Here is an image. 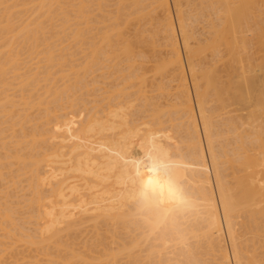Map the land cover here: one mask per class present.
Segmentation results:
<instances>
[{"label": "bare ground", "instance_id": "1", "mask_svg": "<svg viewBox=\"0 0 264 264\" xmlns=\"http://www.w3.org/2000/svg\"><path fill=\"white\" fill-rule=\"evenodd\" d=\"M5 1L8 2V0H5ZM14 1H12V0L9 1V2H11L9 4H12V2H14ZM43 1H45V2L47 1V3L48 2L52 3L55 0H53V1L52 0L51 1L50 0L49 1L43 0ZM58 1H60V3H58ZM61 1L62 0L56 1L58 4H60L59 6H61ZM66 1H68V0H66ZM70 1L72 3V0H70ZM83 1L81 0L80 2H83ZM87 1L88 0H85L84 3L85 4L91 3L90 5H92L93 0L91 2H89V1L87 2ZM126 1H128V0H126ZM132 1H135V2H133L134 3L133 5L137 6V8L139 7V10L135 14V15H137V13H138V15H137L138 17L134 18L135 16H131V15H134L133 14V13H135L134 10L135 11L137 10V8L134 7L133 5L131 6L134 8L133 11H131L130 9L129 10H122L120 8L121 12L122 11L128 12L127 13L128 15L125 14L126 17H125V15L124 16L121 15L125 19V20L122 19V22L126 21L124 23H126V24L130 23L128 21V19H130L131 17H132V19H130V20H132V21H136L137 18H138V20L140 19L141 21L147 20L148 22L144 21L147 23V25L144 22L143 23L146 26L151 24L152 26L151 25L150 26L153 27L152 32H151V30H149L151 33L147 32V30H146L147 27L142 28V29L146 30V31L144 30L143 33L146 32L147 36L150 35V38L147 37V39L145 38L143 40L146 33L144 35H141V33L139 34L138 30H137L138 32L135 33L136 38L131 34V36H133L135 39L133 37L131 39V37L125 33L126 34L125 36L126 37L129 36V38L131 40L126 39V40H129L128 42L124 41L126 43H124L122 41L121 44L123 46L120 47V45H121L120 40H122L126 37H123L124 33H122V31L124 29L122 30L121 27H119V26H121V24H124V23L121 22L120 25L117 24L114 27V25L117 23L116 19L119 17L118 16L119 14H117L119 12V10L117 12V9H119V5L117 2L116 4L118 6L115 5V6H117V9H116L117 13L115 12L117 15H114L112 13L113 16H115V17L112 18V16H111V18L113 20H115L112 23V24H114L113 25L114 29L112 30L113 27H111L112 26L111 25L110 28L112 31L109 30L110 34L107 33V30H108L107 28H106V30H103L106 33L103 32L105 35H103V33H101V35L104 37H103V40H101V41L99 40V41H100V43L104 44L105 47H108V48L112 47V50H110L111 48L109 49L110 51H109V53H107L109 55L107 56L106 59H108L109 56H110L109 58H111V56H112V58L114 57L115 61L117 62V60L121 59L124 56V58L126 60L128 59V61L130 63L129 67L126 69H128V70L130 69L129 71L131 72V70L136 65V62L134 59L136 57L140 58V56L141 57L144 56V53H141L143 51L139 50L140 54L139 53L137 54V52H135L138 55V56L136 55V57H135L133 55L134 49L136 48L135 49V51H136L138 46L143 47V45H142L143 42H144V44L148 42L150 45L151 44H152V46L154 45V48H155V46L157 45L156 44V40H157L156 36H158L160 33L162 35V39L164 41L163 42V44L165 46L164 49H166L165 51L168 53V56L166 58L164 57L165 58L164 61H162V59H157V60H159V62H160V60L163 62V63H161V65L157 66V70L159 72L164 71L165 78L164 79H162L161 77L160 78L163 81L162 84L167 79L165 82H166V84L169 83L168 84L169 86L168 85L164 86L165 83L163 85H160L161 82L158 83L159 86L158 85L157 86L158 87L164 86L163 88H161V91L165 93L166 91H163V90L166 89L167 92L165 94L173 93V98L171 100H175V101L166 102V100H165L166 105H163L164 108L166 107V109H167V105H168V107L171 106L172 108H168L166 110V109L161 107L162 106V104H160L161 102H159V104L157 102L158 106L161 105L160 108H158L159 109L158 110L156 108L157 105L155 104L156 101L154 102V104L152 103L153 100H155V98L153 99V97H155V96H153L151 98L152 100L147 101L148 98L150 99V97H151V95H150V97L144 99V102L145 103L148 102L151 104V106L154 107V108H152V110L150 109V111H149L150 113H151V111H153V109H155V108L156 109H155V111L152 112V114H149V115L146 114L147 117H151L150 119L146 118V120L148 119L146 122L144 121L145 119L143 120L141 118V115H143L144 116L143 118H145V114H142L144 112L141 110V107L143 106L145 108V106L147 107L148 104L145 105V103H144V105H142V104L138 103V106H139V108H138V107H136L137 101H140V99H142V96L144 98V96H146L144 94H147L148 91H144L147 88L146 83H144L146 88H143L144 94H141L142 90L138 89V88H142L144 86L143 84H141L138 87V84H140V80H141V82L142 81L144 82L147 79L145 74H142V75L139 74L141 72V68H143V69L145 68L143 66L145 63L140 64V60H139V65L138 66L136 65V69L134 68L135 71L131 72L133 75L135 73L136 78L133 77V75H132L133 78L129 76V78H132V79L135 78L133 80L134 84L132 82V79H131V81H129V79L128 80L126 79L129 75V73H127L126 78L121 76V78L125 79L123 81H126V83L130 82V84H131V82H132V84H131L132 86L129 84V86H130L129 88L131 91H132L131 88L133 87V85L135 86V81L137 80L136 84H137L138 88L135 86L137 89L136 90L137 92L133 90L134 97H136V95L137 96L142 95V96L139 100L137 99L139 97H136V99H133L134 100L133 105L136 104L134 107L129 108L132 105L131 99L134 98L132 96L133 92H132V94L130 92H128V95L131 94L128 96V95H126L127 94L126 90H125L126 91L125 92L122 89V91L124 93L120 91L122 85L120 86V84H118L120 86V88H117V89L114 88V86H112L114 89H116V93H117V90L120 89V90H118L120 93H117L114 96H113L114 93L113 94L111 93L112 98L111 97L110 98L112 101L106 100L107 98L106 97H105L106 99L103 98L104 96L102 95V97H100V101H101V98H103L102 102H98L99 100H97V102H98L97 104L99 105V107H100V104L105 103V101L106 102L109 101L108 103H111L114 101V99L116 97L120 98L119 96L121 95V93H123V95L128 96L129 100L131 101V102L129 101L130 104L128 102V106H129L128 109H127V107L124 106L125 105L124 102H122L123 98H121L119 101H117V99H116L115 100L116 103L108 104L109 105L108 107H107V103H105V106L104 105L101 106L99 108V110H98V106H96L97 110L94 109L93 113L92 112H88V113L84 112V110L87 109L84 106L85 109H81V110H83L84 117H81L79 119V121L77 122L78 124H80L79 123L80 120L83 119L82 123L80 125L81 129L79 128V130L74 133V131H76V130H73L74 128L73 129L70 128L71 130L70 129L66 130L68 128V127H66L67 125H65V126L62 125V128L64 126L65 130L62 129V133H60L61 131L60 132L57 131L59 134L55 132L54 135L55 134H58V135L63 134V132H65V131H67V132L73 131V132H70L71 135H69V137H67L69 132H68V134H67V132L64 133L65 137L64 138L62 137L63 142H61L59 140L60 142L59 143L57 142L55 148L51 146L52 149L54 148V150L50 151L49 154L46 155L45 154L46 152L44 150L43 153L44 152L45 153L43 154V156L39 155V157L37 159H33L32 161L29 160V158H28V160L31 162H28V164L26 166L31 167L29 172L32 171L30 173V174H32V176H31L32 178L34 175H37L38 178L41 177L42 175L39 176V174H37V172L40 169L43 170V167H45L46 163H47L46 167L49 166L46 168V172L48 174V176H46V178L47 179L49 178V179L48 180L45 179V180L47 182H49V181L52 182V183L49 182L51 185H49V188L42 189L44 192L47 191L45 193H42L43 191L41 189H40V191H42V192H40L38 190L36 192V189L38 187L41 186V188H42V186H43V188H44V187H48V185L46 182H45L46 183L45 186L42 185V183H40L42 180V177H41V180L36 178L39 182L38 184H36L37 180H35V178H34L36 183H33V184H36V186L38 185V187H36L34 185L35 189H33V190H35L34 192H36V195H38V194L39 195H38V197H36V199H34V197H31V198L29 197L31 199V200H29V204L33 203L32 204L33 208L31 207L32 209H36V208H37V210L39 209V211L33 210L36 212V214H37V212L39 213V215L38 214L37 215L39 216L38 220H40L41 223L38 220H37V222H39L41 225L44 224V222H45L44 226L43 225L41 226L39 223L36 222V224L39 225V228H41V230H42V228H44L43 232L44 231L46 232L49 227H51V228H49V230L47 231L46 234H44L43 232H40V230L37 229L38 227L34 228V229H36V231L39 230V232L41 234H43L42 237H41L40 233H38V235L36 236L39 239L42 238L40 240L37 239L36 237H33V235H31L32 232H30L31 234L23 233V230H25L26 228L23 229L21 232L23 234H25V236L31 235L33 237V239L36 238V242H35V240L32 241V243L35 242V243H33V246L36 243H38V246H40L41 244H39V243L44 242V243H42V246H43V244L48 245V243H51V247H52V244L54 243L58 246V247L57 246H54V247H57L58 249L64 248L65 250L63 252H65L66 249L68 250L65 252V254L60 251L63 254L62 257H61L62 254H59V250L56 251V252H58L57 254H59L58 255L59 260L56 259V256L51 258L50 260H51V262H53V264L54 263L55 264H69L70 262L72 264H75V263H73V260H75V259L79 260L80 262H81V260L83 262L84 261L88 262V261H90L91 258H92L91 260L94 259L93 260L94 263L98 260V261H100V263H101V261H103V264H264V19L262 18V16H264V15H262V14H264L263 13L264 12L263 11L264 10V0H151L150 4L146 5L144 7H142L144 5L143 2L141 3L142 0H132ZM149 1L150 0H148V2ZM2 2H3V4H0V8L3 7L1 5H4V1H2ZM40 2H42V0ZM40 2L38 1V3H40ZM45 2L43 4H46ZM63 2H62V4H63ZM80 2L78 3V5L80 4ZM97 2H98V0H97ZM119 2L121 3L122 0H120ZM128 2H130V1H128ZM148 2H147V4H148ZM33 3H35V2H33ZM49 3H48L49 6L47 4L46 5L48 7H52V5ZM84 3H82L81 6H79V9L82 6H84L83 5ZM144 3H145V1H144ZM9 4H8V6H9ZM15 4H17V3H15ZM140 4L141 5L143 4V5L140 6ZM6 5H7V3H6ZM6 5H4V6H6ZM70 5L74 6L73 3ZM101 5H103V3L102 4L100 3V6ZM123 5H125V3L122 4V6ZM34 6H33V9H34ZM39 6L42 7V3ZM66 6H67V4H66ZM120 6H121V4H120ZM12 7H15V6H12ZM40 7L37 9L38 10L37 12L44 11L45 9H47L46 6H43V7H45V9L43 8L44 10L41 9ZM56 7H58V6H56ZM89 7L87 6V8H89ZM124 7L125 6H123V8ZM131 7H129V8H131ZM147 7H148V9H147ZM172 7L176 11L175 14H176L177 22L174 19V16L172 13L173 12ZM87 8L85 9V11L91 10V9L88 10ZM90 8H92V7H90ZM96 8H98V7H96ZM103 8H106V7H103ZM62 9H64V8H62ZM74 9H78V8H74ZM79 9H78V11L81 10L80 16L82 14H83L82 16H84L85 12L84 11L82 12V9H80V10ZM140 9H141V11H140ZM51 10H49L47 12L49 14H51L50 13ZM55 10H56V8H55ZM69 10H70V6H69ZM101 10H103V9H101ZM61 11H63V10H60V12ZM97 11L99 12L100 9ZM129 11H130V13H129ZM47 12H46V14H47ZM57 12L58 11H55L54 13L56 14ZM131 12H133V13H131ZM4 13L5 12L2 13L3 17L5 15ZM19 13H20V11H19ZM69 13H70V11H69ZM73 13H75V12H72V14ZM0 14H1V12H0ZM11 14H12V12H11ZM78 14H79V12H78ZM78 14L76 12V15H78ZM66 15H68V14H66ZM70 15H68V16H70ZM88 15H89V13H88ZM15 16L18 18V15H15ZM22 16H23V14L21 16L19 15V17H22ZM48 16H50V15H48ZM54 16H56V15H54ZM57 16H59V15H57ZM61 16H63V14ZM61 16H59V17H61ZM127 16H128V18H127ZM8 17H10V14H8ZM44 17H43V19H44ZM59 17H57V18H59ZM64 17H62V18L64 19ZM76 17H79V15ZM85 17L86 16H84V18ZM92 17H94L93 14H92ZM92 17L90 15V17H88V19L92 18ZM95 17L98 18V16H95ZM1 18L2 17H0V19ZM7 18H6V20H7ZM13 18L14 17H12V19ZM23 18L24 17H22V21L24 23L25 21L23 20ZM68 18H70V17H67V18L65 17L64 20H67ZM142 18H144V19H142ZM31 19L29 18V21ZM40 19H42V18H40ZM52 19L53 18L51 15L50 20H52ZM63 19H61V20H63ZM80 19L83 20V18H81V17H80ZM88 19L86 18V24L85 25H87ZM11 20L8 18V20L6 22H10ZM55 20H52V21H55ZM71 20L72 19H70V21H66V22L71 23ZM107 20H108V18H107ZM111 20H109V21H111ZM140 20H139V22H140ZM75 21H76V19H75ZM13 22H11V23H13ZM105 22H107V21H105ZM111 22H108V23H111ZM200 22L202 23V27L205 26V27H203V33H200V34H202V36L203 35L206 36L205 39L203 37H200V36H199L200 37L199 38L198 34H197V29H196L195 25H196V23H200ZM11 23H9V24H11ZM49 23H51V22H49ZM78 23L80 24L79 20H78ZM7 24H5L6 27L9 25V24L8 25ZM20 24H21V21H20ZM32 24H33V22H32ZM41 24H40V26L45 25V24H42V25ZM53 24H55V23H53ZM64 24H65V21H64ZM75 24H73V25L75 26ZM96 24H97V22H96ZM126 24L123 25L122 28H124L126 26ZM141 24H142V22H141ZM25 25L24 26L23 25L22 26L17 25V26L25 27V28L27 27V25L31 26L30 24H25ZM36 25L39 27L38 23ZM55 25H53V26H55ZM69 25H71V24H69ZM88 25H91V24L89 23ZM98 25H100V24H98ZM136 25H138V24H136ZM197 25H199V24H197ZM2 26H3V28L5 27L4 24ZM13 26L14 25H12V27ZM32 26H34V28H35V25H32ZM37 26H36V28H37ZM60 26H61V24H60ZM77 26L79 27L80 25H77ZM94 26H93V29H94ZM8 27L10 29V26H8ZM8 27H7V29H8ZM81 27H83V26L81 25ZM31 28L33 29V27H31ZM31 28L29 27V32H30L29 34H32ZM46 28H47V26H46ZM89 28H88V30H89ZM138 28L140 29V27H138ZM4 29H2L1 31H3ZM21 29L22 28H20V30ZM26 29L28 30V28H26ZM39 29H40V27H39ZM42 29H45V26H43ZM65 29H66V27H65ZM68 29H70V27L69 28L67 27V30ZM72 29H74V28H72ZM72 29H71V31H72ZM149 29H151V28H149ZM82 30H84V29H82ZM131 30H133V28ZM1 31H0V33H1ZM33 31H35V34L39 35V33H36L38 31V29L37 30L35 29ZM44 31L47 32V29H45ZM44 31H43V34H44ZM63 31H64V29H63ZM75 31L77 33V30H75ZM94 31H95V29H94ZM114 31H115V33H113ZM133 31H135V30H133ZM4 32H5V30L3 31V33ZM18 32H19V30H18ZM22 32H19L18 34L21 35ZM25 32L27 33V31H25ZM38 32H41V29ZM72 32H74V31H72ZM79 32H80V34H78V35L82 36L84 31L83 32L79 31ZM141 32H142V30H141ZM59 33H60V31H59ZM84 33L86 34V31ZM87 33H88V31H87ZM92 33L94 34V32H92ZM148 33H149V35H148ZM22 34H24V33H22ZM62 34H64V33L61 32V36H62ZM93 34H92V36H93ZM178 34L180 35L181 40H180V38H178ZM15 35H16V33H15ZM26 35L27 34H25L23 36L26 37ZM99 35H100V33H99ZM2 36H4V35H2ZM9 36H11V35H9ZM9 36L7 35V37H9ZM33 36H34V33H33ZM33 36H31V37H33ZM68 36H70V35H68ZM85 36H87V35H85ZM141 36H143V38H141ZM7 37L5 36L4 39ZM22 37H20V39H22ZM71 37H74V38L76 37V39L78 38L77 35L71 36ZM83 37H84V34H83ZM138 37H139V40H138ZM14 38H13V42H12V40H10L12 43H15ZM33 38H32V40H34ZM52 38L53 37H51V39ZM45 39L46 38H44V39L42 38L43 41ZM101 39H102V37H101ZM67 40H68V38H67ZM5 41H7V39ZM10 41L8 42L9 44H7V47L9 45L12 46ZM34 41H35V44L37 45L38 42L36 43V41H37L36 38ZM53 41H55V40H53ZM63 41L66 42V40H62V42ZM77 41H78V39H77ZM51 42H52V40H51ZM74 42H76V41H74ZM74 42H72V43H74ZM87 42H86V44H88ZM89 42H90V37H89ZM141 42H142V44H141ZM160 42H162V41H160ZM18 43H19V41H18ZM66 43H69V42L67 41ZM77 43H75L76 45L75 44H72V45L73 46L78 45L77 47H79L80 42H79V44H77ZM100 43L97 44L99 46H96L94 44V42L92 43V45H90L91 43H89V45L92 46V47H89L90 50H93L91 48H94L93 51L95 52V55H96V56L94 55L93 51H91V53L88 54V55L93 54L92 55L93 60H96L97 56L102 55L103 54L102 52L106 50V49H103L104 46L101 47L102 45H100ZM31 44H33V43H31ZM45 44H46V42H45ZM57 44L55 42V45H57ZM106 44H107V46H106ZM59 45L55 48L53 47L54 50L56 48H59ZM251 45L256 46L255 49H257V50L253 51L254 49L253 50L251 49L253 51V52H251L250 48H249ZM11 46H9V47H11ZM53 46H54V43H53ZM69 46H66L67 49ZM254 46H252V47L254 48ZM7 47H5V48L1 47V49L5 50ZM24 47H26V46H24ZM32 47H35L33 49H36V46H32ZM84 47H85V45H84ZM113 47H114V49H113ZM144 47H146V46H144ZM181 47H183L185 55L182 54L183 49ZM60 48H62V47H60ZM60 48L56 52L61 51ZM23 49H25V48H23ZM64 49H66V48H63V50ZM80 49H81V47H80ZM49 50L46 49L47 52ZM90 50H88V52ZM160 50H161V48H160ZM21 51L22 50H20V52ZM33 51H35V50H33ZM46 51H45V54H46ZM65 51H63V52H65ZM67 51H69V50H67ZM77 51H79V50L77 49ZM100 51H102L101 54L99 53ZM106 51L104 52V54H106ZM150 51H152V50H150ZM165 51H163V52H165ZM13 52H15V50ZM27 52H28V50H27ZM27 52H26V54H28ZM37 52L38 51H36V53ZM84 52H85V50H84ZM146 52H148V51H146ZM1 53H0V55H1ZM69 53L70 52H68V55H69ZM75 53L77 54V52H75ZM7 54H8V52H7ZM152 54H154V53H152ZM31 55H32V53H31ZM47 55L49 56V60H48L49 62L46 59H44L43 61L46 60L48 63H50V60H51L53 53L52 54L49 53ZM78 55H79V53H78ZM82 55H85V54L83 53ZM16 56L17 55H15V59H13V60H17ZM69 56H68V58H71V57L73 58V55L71 57H69ZM74 56H75V54H74ZM102 56L106 57V55H102ZM32 57H33V55H32ZM34 57H35V54H34ZM37 57H39V56H37ZM59 57H57V58H59ZM77 57L78 56H76V58ZM209 57H211V58L207 61V59ZM46 58H48V57H46ZM112 58L110 59L111 61H112ZM114 58H113V60H114ZM41 59H43V58H41ZM53 59H55V58H53ZM65 59H66V55H65ZM84 59H86V58H84ZM88 59L85 61L88 62V61L92 60V58L89 60ZM140 59H142L143 62L145 61L143 59V57ZM145 59H146V56H145ZM62 60H64V59H62ZM79 60H81V59H79ZM79 60H78V62H79ZM97 60L99 61V59H97ZM105 60H104V62H105ZM26 61H28V60H26ZM128 61L126 63H128ZM146 61H147V59H146ZM11 62L13 63L14 61H11ZM16 62L19 63L18 61H16ZM51 62L55 63L53 60H51ZM58 62H59V60H58ZM62 62H64V61H62ZM75 62L76 61H74L73 63H75ZM93 62H95L94 64H97V68H98L99 67L98 63L96 61H93ZM93 62L92 63L88 62V63H90L92 66ZM1 63H3V62H1ZM1 63H0V66H3ZM84 63H82V64H84ZM24 64H27V63H24ZM86 64L87 63L84 64V67H83V65L81 66V67L85 68V71L87 70L86 67L88 65H90V64H87V65ZM117 64H119V62ZM10 65H11V63H10ZM15 65H17V64H15ZM28 65H29V63H28ZM38 65L39 64H37V66ZM52 65L50 67H52ZM72 65L71 66L74 67V64H72ZM85 65H86V67H85ZM101 65H100V67H101ZM108 65L113 66V63L108 64ZM108 65L105 64L106 67ZM114 65H116V63H114ZM4 66H5V64H4ZM14 66H12V67H14ZM55 66L58 67L57 64ZM69 66H70V64H69ZM151 66H154V65H151ZM117 67H119V65ZM19 68H21V67H19ZM38 68L40 69V66L37 67V69ZM42 68H44V67H42ZM54 68L57 69L56 67H54ZM87 68L89 69V67H87ZM112 68H111V70L110 69H108V70H110V72H111ZM122 68L123 67L121 66V70H122ZM153 68H155V67H152L151 71H154V70H152ZM15 69H16V67H15ZM92 69H90V70H92ZM117 69H115L113 71H116ZM126 69H123V70H126ZM137 69H139L140 72ZM148 69L150 71V67H148ZM13 70H14V68H13ZM13 70H12V72H13ZM25 70H27V69H25ZM82 70L80 69V72ZM98 70L99 69H97V71ZM136 70L138 71L137 73H136ZM62 71H60V72L63 73ZM101 71H103V70H101ZM143 71H144V73H146L145 69L142 70V72ZM158 71L156 72V70H155V73L158 74ZM187 71H188V74L191 78L190 80L192 81L193 92L191 91L192 89H190V85H189L190 83L188 80ZM3 72H4V70H3ZM3 72H2V74H3ZM17 72H19V71H17ZM60 72H59V74L61 75ZM69 72H71V71H69ZM13 73H15V72H13ZM20 73H21V71H20ZM32 73L30 72L29 74H32ZM51 73H52V71H51ZM106 73H108V72H106ZM112 73H114V72H112ZM122 73L121 74L124 75V72H122ZM9 74L11 75V70H10ZM115 74L117 76L120 73H118V74L115 73ZM164 74H162L163 77H164ZM73 75L74 74H72V76H70V77H73ZM84 75H86L85 72H84ZM101 75H103V74H101ZM108 75H106V76H108ZM114 75L112 74V76H114ZM17 76H18V74H17ZM33 76L31 75V77H33ZM37 76H39V75H37ZM47 76H48V74H47ZM47 76H46V78H47ZM53 76H54V74H53ZM67 76H69V75H67ZM88 76H89V72H88ZM116 76H114V77L118 78V80H116V83H117V81H119V79H121V78H119L120 75L118 77H116ZM144 76L146 77V79ZM149 76H150V74H149ZM0 77L2 79V75ZM54 77L57 78L58 76L56 75ZM61 77L63 79V76H61ZM86 77H87V75H86ZM137 77H138V79H137ZM93 78H95V77H93ZM101 78H102V76H101ZM105 78H104V82L107 81V80H105ZM19 79H22V78H19ZM65 79H67V78H65ZM65 79H64V81H66ZM10 80H8V81H10ZM26 80L28 81V79H26ZM26 80H25V82H26ZM43 80H45V78ZM48 80L50 81V79H48ZM52 80L54 82V80H56V79L52 78ZM79 80H81L80 77H79ZM86 80H87V78H86ZM35 81L37 83L38 82L40 83L39 79H38V81L37 80H35ZM90 81H92V80H90ZM33 82H34V80H33ZM53 82H51V84ZM57 82H59V81L57 80ZM75 82H76V79H75ZM79 82L80 81H78V85H80ZM88 82H89V80H88ZM146 82H149V81H146ZM22 83H24V82H22ZM60 83H61V81H60ZM69 83H70V81H69ZM92 83H91V85H92ZM95 83H97L96 80H95ZM95 83L93 84V86L95 85ZM20 84H17V85L20 86ZM48 84L51 85L49 82H48ZM66 84H68V83H66ZM9 85H11V84H9ZM24 85H25V83H24ZM37 85H39V84H37ZM64 85H65V82H64ZM81 85H83V82L81 83ZM113 85H114V83H113ZM33 86H34V84H33ZM61 86H62V88H61ZM61 86H59V87L64 92L65 89H63L64 88L63 85H61ZM109 86L111 87V85H109ZM125 86L126 85H124L123 87H125ZM65 87H66V85H65ZM68 87L69 86H67L66 92H68ZM77 87L78 86H76V91H77ZM81 87H79V89ZM85 87H88V83H87V85H84V88L83 87L82 88L85 90ZM116 87H118V86H116ZM127 87L128 86H126V88ZM135 87H133V88L135 89ZM158 87H157V90L159 89V93H160V88H158ZM28 88H30V87H28ZM31 88H33V87H31ZM36 88H37V86H36ZM98 88H97L98 91L102 89V88L100 89V87H98ZM126 88H124V89H126ZM129 88H127L128 91H129ZM152 88H153V86H152ZM1 89H3L2 84H1ZM54 89H56V88H54ZM54 89L53 90L51 89V91H54ZM87 89L89 90V88H87ZM154 89H156V88H154ZM172 89H174V92L171 91ZM32 90H34V89H32ZM105 90H107V88ZM168 90L171 92H169ZM85 91H87V90H85ZM102 91L103 90H101V92ZM113 91H115V90H113ZM150 91H153V90H150ZM154 91H156V90H154ZM59 92H60V90H59ZM59 92L57 91V94ZM63 92H62V94H63ZM79 92H80V90H79ZM108 92H109V90H108ZM111 92H112V90H111ZM20 93H21V91H20ZM49 93L50 92L48 91L47 95H49ZM53 93H51V95ZM94 93H95V91H94ZM135 93H137V94L135 95ZM159 93H158V96H159ZM192 93H194V95H195L196 102H195V100L193 101L194 97L192 96L193 95ZM10 94H12V93H10ZM23 94L21 93V95H23ZM42 94L44 95V93H42ZM69 94H70V92H69ZM150 94H153V93H150ZM168 94H167V96H168ZM21 95H19V96H21ZM55 95H56V93L52 96H55ZM70 95H72V94H70ZM70 95H68L67 97L70 98L69 97ZM153 95H155V92ZM170 95H172V94H170ZM2 96H4V95H2ZM7 96H8V94H7ZM23 96H25V95H23ZM52 96H51V98L53 99ZM74 96H75V94H74ZM130 96H132V97H130ZM147 96H148V94H147ZM156 96H157V92H156ZM8 97H11V96H8ZM159 97L161 98V94ZM162 97H164V96H162ZM169 97H171V96H169ZM23 98H25V97H23ZM40 98H42V97H40ZM125 98H127V97H125ZM128 98L124 99V100L127 101ZM96 99H98V98H96ZM29 100H30V98H29ZM53 100L51 101V103L53 102ZM55 100L63 102V100H60L59 98H56ZM80 100H79V102H83L82 99H80ZM3 101H5V100H3ZM94 101H96V100H94ZM120 101L124 105H119V104L117 105V103H121ZM141 101L143 102V99ZM2 102L0 104H2ZM5 102H7V101H5ZM71 102H69V104ZM88 102H90V100L87 101V103ZM54 103H55V101L52 104L54 105ZM66 103H67V105H69L68 102H66ZM75 103H78V101ZM75 103L72 102V104H75ZM56 104H57L56 107H58L59 106L58 102ZM60 104H62V103L60 102ZM84 104H81V105L83 106ZM31 105H32V107L34 106L33 104H31ZM62 105H65V104H62ZM62 105H60V107ZM81 105H79V106H81ZM2 106H4V105H2ZM21 106H23V105H21ZM24 106H26V105L24 104ZM79 106H77V108ZM92 106H93V104H92ZM118 106H121L120 111H119V109H116ZM122 106H124V107H122ZM12 107H14V105ZM27 107H28V105H27ZM56 107L54 106V108H56ZM65 107H67V106H65ZM65 107L63 106V108H62V109H64L63 112L68 111V108L65 109ZM86 107H88V106H86ZM71 108L72 107L69 108V111ZM77 108H76V110H77ZM79 109H80V107H79ZM90 109L92 110L93 107ZM90 109L88 111H91ZM123 109L127 110V111H125L123 113V111H121ZM148 109H149V107H148ZM163 109H164V111L162 112ZM6 111L7 110H5V112ZM39 111H41V110H39ZM78 111H80V110H78ZM11 112H13V111H11ZM50 112L52 113L51 110H50ZM139 112H142V113H139ZM0 113L4 114V112H2V110ZM6 113H9V112H6ZM74 113L76 114L75 110H74ZM58 114H60V109H59ZM78 114L80 115V112ZM139 114H141V115H139ZM51 115H53V114H51ZM62 115H63V113H62ZM65 115H67V116L71 115L72 116L73 114L68 115L65 112ZM81 115H82V113H81ZM4 116L2 115V117H4ZM25 116L27 118L26 114L22 117H25ZM38 116L40 117V115H38ZM54 116H55V114H54ZM58 116L59 115L55 116V118ZM71 116H70V118H71ZM17 117H19V116H17ZM28 118H33V117L30 116ZM43 118H41L42 120L40 119V121H43ZM63 118L64 117H62V119ZM67 118L65 117V120ZM74 118H76L75 115H74ZM5 119H7V117ZM19 120H21V119H19ZM19 120L17 119V121H19ZM12 121H13V119H12ZM12 121H10V122H12ZM23 121L24 120H22L21 122L19 121V123H21V125H22ZM28 121H29V119H28ZM49 121H50V119H49ZM56 121H57V119H56ZM25 122H23V123H25ZM66 122L64 124H68V125L72 124V123H68V122L66 123ZM5 123H6V120H4V124ZM31 123L32 122H30V124ZM73 123H74V121H73ZM4 124H1V126L2 125L4 126ZM8 124H11V123H8ZM52 124H54V122ZM14 125H15V123L13 124L12 129H13ZM21 125L19 124V126H21ZM43 125L46 128L44 123H43ZM47 125H48V123H47ZM55 125L56 124H54V126ZM59 125L61 127L60 123H59ZM9 126L5 127L4 131L6 130V128H9ZM26 126L27 125L25 124V127ZM49 126H51V125H48V128H49ZM25 127H24V129H25ZM41 127H43V126H41ZM41 127H40V130H42ZM72 127H74V125ZM55 128H56V126L54 127V129ZM75 128H76V126H75ZM7 130H9V129H7ZM34 130H36V128L33 129L32 131H34ZM88 130H90V131L88 132ZM9 131H11V130H9ZM20 131H19V133L23 132L21 129H20ZM81 131H83V132L85 131V132L82 134ZM49 132H51L53 134V131H49ZM79 132L83 135V138H82L83 140L81 139L82 136L80 135ZM14 133L10 134V135H14ZM31 133H33V132H31ZM45 133H47V131H45ZM51 133H47L46 135H50ZM65 134H67V135H65ZM10 135L8 136V138L10 137ZM41 135H42L41 138H43V134H41ZM46 135H44V136L46 137ZM84 135H86L85 139H84ZM21 136H19V137H21ZM33 136H34V134H33ZM37 137L39 138V134ZM4 138H5V136H4ZM14 138H15V136H14ZM16 138H17V136H16ZM22 138L23 137H21V139ZM29 138L32 139V137L30 135H29ZM29 138L27 137V139H29ZM33 138L35 140V136ZM59 138H60V136H59ZM87 139H88V141L85 142L84 140H87ZM23 140H21V142H25V141L27 142V140H25V141H23ZM39 140H42V139H39ZM56 140H58V139H56ZM8 141L9 140H7L6 142H8ZM32 142H34V141H32ZM40 142H42V141H40ZM46 143H47V141H46ZM61 143L62 144L64 143L65 145H61ZM21 144L22 143H20V146H22ZM58 144H60V145H58ZM16 145H19V141ZM26 145H30V144H26ZM31 145H32V143H31ZM24 146L25 145L23 144V147ZM13 147H14V145L12 144V148ZM27 147L24 149H27ZM40 147H41V144H40ZM9 148H11V147H9ZM31 148H32V146H31ZM31 148H30V150H31ZM6 149H8V148H6ZM38 149H41V148H39V145H38L37 150ZM43 149H45V148H43ZM52 149L50 148L49 150H52ZM16 151H18V150L16 149ZM27 151H29V149ZM27 151H26V154H27ZM31 152L33 153V151H31ZM39 152H41V151H39ZM19 153L21 154V152H19ZM9 154H11V152H9ZM20 154H19V156H17V154H16V157L20 158L17 160L18 163L20 160H22L21 158H24L23 156H25V154H24L21 157ZM7 156H8V153H7ZM31 156H33V154ZM4 157H6V156L4 155ZM11 157L9 158L10 160H12ZM16 157L14 160H16ZM27 157H28V154H27ZM12 158H14V157H12ZM32 158L33 157H31V159ZM34 158H36V156ZM10 160H8V161H10ZM26 161L27 160L25 158L24 163H27ZM3 162H6L5 159ZM21 164H22V162H21ZM21 164H18V166L19 165L21 166ZM40 164H41V167H40ZM38 167H39V169H38ZM27 168H25L24 172H26ZM47 169H48V171H47ZM161 169H165V170H161ZM11 170H14V169H11ZM42 170H40L39 172H41ZM50 170H53L57 173L54 172V174H52L53 172L50 173ZM34 171L36 174L33 173ZM44 171H45V169H44ZM3 172H4V170H3ZM16 173H18V170H16ZM22 173H23V171H22ZM75 173H79L80 174V175H78L79 177L82 175L83 177H81V178L82 179L84 178L83 179L84 182L81 183L82 180H79L80 181V183H79V182H77V180H74V178H77L76 177L77 174H75ZM56 174H57V176H56ZM5 175L7 176V174H5ZM19 175H22V174H19ZM51 175H53L54 181H52ZM44 176H43V178H44ZM49 176H51V178ZM2 177L5 178V176L1 175V177H0L1 180H3ZM14 179H17V178H14ZM4 180L7 182L6 179H4ZM11 180H13V179H11ZM18 180H20V183L22 184L21 178L17 179V182H19ZM13 181H15V180H13ZM28 181H32V180L29 179ZM149 181H150V183H149ZM2 183L5 184V182H2ZM14 183H16V182H14ZM43 183H44V181H43ZM21 184H19V185H21ZM33 184H31V185H33ZM172 185H177L179 187V189L182 193V202L181 203H178L177 200L175 199V197L173 195V191H172ZM6 186H8V184H6ZM27 187H28V185H27ZM2 189H3V187H2ZM8 190H10V189H8ZM16 190H19V189H16ZM28 190H30V189L28 188ZM31 190H32V188H31ZM2 191L5 192L6 190L5 191L2 190ZM8 193H9V191H8ZM23 193H24V191H23ZM34 195H35V193H34ZM9 196H8V198H9ZM21 196L22 195H20V197ZM6 198H7V196H6ZM14 198H15V196H14ZM32 198H33V200H32ZM0 199L4 200V198H2V197ZM6 201L8 202L7 199H6ZM14 201H15V199H14ZM34 201H36V203H38V204H35L37 206L34 205V203H35ZM11 202H12V200H11ZM21 202L22 201H20V203ZM12 203L14 204V202H12ZM25 203H28V202H25ZM18 204H17V208H18ZM21 204H23V203H21ZM29 204L27 205L28 207H29ZM8 205H10V203ZM38 205H39V208H38ZM34 206L36 208H34ZM9 207L6 208V210H10ZM14 207H16V206H14ZM19 207L22 209V206H19ZM28 207L26 209L27 212L29 209H31L30 207L28 209ZM11 209H14V208H11ZM0 211H1L0 213H3L4 210L2 211V209H1ZM7 212L5 214L7 216V217H5L6 220H8V218L10 219L8 214L11 213L12 211L9 212L8 214H7ZM13 213H14V210H13ZM18 213H17V215H15V217L16 216L18 217ZM20 215L21 214L19 213V217H21ZM27 215H30V213ZM37 215H34V216L37 217ZM2 216H4V213ZM1 218H4V217H1ZM32 218H33V216H32ZM33 219H35V218H33ZM43 219H45L46 221H43ZM49 219L51 221H49ZM1 220L4 223V220L3 219H1ZM30 220L32 221L31 218H30ZM14 221H16V220H14ZM31 221H30V223H31ZM1 224L2 223H0V225ZM8 224H9V222H8ZM13 224H15V223H13ZM16 224L18 225V222H16ZM33 224H35V223H33ZM34 226H36V225H34ZM4 227H5V225H4ZM17 227H19V230H21L20 229L21 226L18 225ZM17 227L15 229H17ZM45 227H47V228L45 229ZM34 229H32V230H34ZM84 232L86 234L84 236L85 237L84 240H82L83 241L82 242V246H83L82 248L83 249L81 248V251L80 250L78 251V250H76V248H73V243H74V247H75V242H77V241H73V240H76L77 238L80 239V237H79L80 234L82 235L81 237H83ZM10 233H12V231ZM22 233H21V235H22ZM21 235H20V237H21ZM3 236H4V234H3ZM22 236H24V235H22ZM25 236L22 238H25ZM31 236H30V238H32ZM34 236H35V233H34ZM76 236H78V237H76ZM68 238H69L71 243L73 241L72 244L69 242ZM31 240H30V242H31ZM27 241H29V240H27V239L25 240L26 244H28ZM45 242H48V243L46 244ZM79 242H80V240H79ZM78 243H76V245ZM36 245H35V248H36ZM30 246H32V244ZM80 246H81V244H80ZM54 247H52V248H54ZM45 248L42 247L41 253H42V251H44L43 249H45ZM49 248H50V246H49ZM52 248H50L49 250H47V248H46L47 251L45 250L46 251L45 253L48 252L47 254L49 255V257H46V258L52 257V255L50 256L51 253L49 252V251H51ZM52 250H54V249H52ZM55 250H57V249L55 248ZM61 250H63V249H61ZM56 252H54V254ZM42 254H44V253H42ZM48 255H44V256H48ZM60 257H61V260H60ZM53 260H57L58 262L56 263V261H53ZM76 260H75V262L80 264V262L76 261ZM47 262H46V264L49 263V262L48 263ZM89 264H93V263H89ZM96 264H99V263H96Z\"/></svg>", "mask_w": 264, "mask_h": 264}, {"label": "rangeland", "instance_id": "2", "mask_svg": "<svg viewBox=\"0 0 264 264\" xmlns=\"http://www.w3.org/2000/svg\"><path fill=\"white\" fill-rule=\"evenodd\" d=\"M2 1H4V5H6V3H7V5L6 6H4V5H1V6H3V7H1L0 9V12H1V14H0V17H2L1 19H0V29L2 28V29H4L6 26H5V24H9V23H11V22H13L14 20V22L13 23H11L12 25H14L13 27H12V25L11 24H7L8 26H10V29H9V27H8V29H7V27L4 29L5 30V32L3 33V31H1V33H0V49H1V47H3V48H5V47H7V44H9L8 42L10 41V40H12V42H13V38H14V42L15 43H12L11 41V44H12V46L11 45H9V46H11V47H7L5 50L4 49H1L0 50V53H1V55H0V61L1 62H3V63H1L3 66H0V76L2 75V79H1V77H0V103L3 101V100H5V101H7V102H5V101H3L2 102V104H0V112H1V110H2V112H4V114L3 113H0L1 115H0V118L2 117V115L4 116V117H2L1 119H0V133L2 132H4L1 136H0V153L2 154H0V158L2 159H0V177H1V175H3V176H5V178L4 177H2L3 178V180L4 179H6L7 180V182L4 180H1L0 179V194L2 195H0V198L2 197V198H4V200H2V199H0V210L2 209V211H3V213H4V216H2L3 215V213H0V218L1 217H4V218H1V219H3L4 220V223H3V221L0 219V223H2L1 225H0V264H46V262L48 263V264H53V262H51V258H53V257H55L56 256V259L57 260H59L58 258H59V254H62V253H64L65 254V252L66 251H68L67 249H66V251L65 252H63L65 249L64 248H57L58 246L56 245V244H54L53 242V244H52V247H54V246H57V247H54V248H52L51 247V243H48V242H45L46 244L48 243V245L50 246V248H52V249H54V250H52L51 249V251H49L51 254H50V256L52 255V257H50V258H46V257H49V255L47 254V253H45L47 250H49L50 248H49V246L48 245H45V244H43V246H42V243H44V242H41V243H39V244H41L40 246H38V243H36V244H34V246H33V243H35L36 242V236L38 235V233H40V232H43V230H44V228H42V230H41V228H39V225L38 224H36V222H37V220L39 219L38 217V215H39V213L37 212V214H36V212L35 211H33V210H36V211H39V209L37 210V208L35 207V206H37V205H35V204H38V203H36V201H34L35 203H34V208H36V209H32L33 207V203L32 204H29V200H31L30 198L31 197H34V199H36V197H38V195H36V192H37V190L38 191H40V189L42 190V189H45V188H49V185H51L50 183H52V182H47L45 179H47L46 178V176H48V174H47V172H46V168L47 167H49V166H47L46 167V164H45V167H43V170L42 169H40V170H42L41 172H39L38 170V172H37V174H39V176H41L42 177V180H41V177H37V175H34L33 176V178L31 177L32 176V174H30L31 172H29L30 171V166L28 167V166H26L27 164H28V162H31L33 159H37L38 157H39V155H41V156H43V154L45 153L46 155L47 154H49L50 153V151H53L54 150V148H55V146H56V144H57V142L59 143L60 141L61 142H63V138L65 137L64 136V133H66L67 131H65V132H63V134H60V135H58L59 133L58 132H60V133H62V129H64L65 130V125H67L66 127H68L66 130H69L70 128L71 129H73V130H76V131H74V133L75 132H77L78 130H79V128H80V125H81V123H82V120L83 119H81L80 120V124H78L77 122L79 121V119L81 118V117H84V113H83V110H81V109H85V108H87V109H85L84 110V112H86V113H88V112H92L93 113V110L94 109H96L97 107L96 106H98V110H99V108L101 107V106H105V103H107V107L109 106L108 104H113V103H116V99H117V101H119L121 98H123V100L124 99H127L128 98V96L129 95H131L132 94V92H133V90L134 91H136L137 89H136V87H137V80L135 81V86L133 85V87H135V89L132 87L131 89H132V91L130 90V86H129V84H130V82L129 83H126V81H123V80H125V79H123V78H121V76H123L124 78H126V76H127V73H129V75H128V77L126 78L127 80L129 79V81H131V79L133 78V77H135L136 78V76H135V73H134V75L131 73V72H133V71H135V69H136V65L138 66L139 65V60H140V64H143V63H145L143 66L145 67L144 69L146 70V73H144V71L142 72V70H144L143 68H141V72H140V70L139 69H137V70H139V74H145L146 75V77H147V79H146V77H145V81L142 83L141 82V80H140V84H138V87H139V85H141V84H143L141 87L142 88H138V89H141L142 90V93L141 94H144L143 92L144 91H148L147 92V94H148V96H147V94H144V95H146V96H144V98H143V96L142 95H140V96H137L136 94L137 93H135V95H136V97H139V98H137L138 100L141 98V96H142V99H143V102L141 101L142 99H140V101H137V106L136 107H138L139 108V106H138V103H140V104H142V105H144V99H146V98H148V97H150V95H151V97H150V99L148 98V100L147 101H150V100H152L151 98L153 97V96H155V97H153V99L155 98V100H153V104H154V102L156 101V105H157V102H158V104H159V102H161L160 104H162V108H164V106L163 105H166V102H172V101H175V100H171L172 98H173V93H170V94H172V95H170V94H168V96H167V94H165L166 92H167V90L165 89V90H163V91H166L165 93L164 92H162L161 91V88H163L165 85L167 86L169 83H167L166 84V80L164 81V86L163 87H158L159 86V84L158 83H160V85H163L162 84V79H164L165 78V74H164V71H158L157 70V66L158 65H161V63H163L162 61H164L165 60V58L168 56V53L165 51L166 49H164V44H163V39H162V35L159 33V35L158 36H156V38H157V40H156V46H155V48H154V45L152 46V44L150 45L147 41V43H145L144 44V42H143V44H142V42H141V44L143 45V47L144 46H146V47H141V46H138V48H137V50L135 51V49H134V56L136 57V55L139 53L140 54V51H143V52H141V53H144V56H142L143 57V59L145 60L144 62H143V60L142 59H140V58H142L141 56H140V58L139 57H134L135 59V62H136V65L134 66V68L131 70V72L128 70V69H126V68H128L129 67V61H128V59L126 60L125 58H124V56L121 58V59H119V60H117V62L115 61V58H114V60H113V58H112V56H111V58H112V61L110 60L111 58H109L108 57V59H106L107 58V56L109 55V54H107V53H109V51L110 50H112V47H105L104 46V44H102V43H100V41L101 40H103V37L104 36H102L101 35V33H103L104 31L103 30H106V28L108 29L107 30V33H109V30L110 31H112L113 29H114V27L117 25V24H121V22H122V19L123 20H125L122 16H124L125 14L126 15H128L127 13V11H122L121 12V9L122 10H131V11H133L134 10V8L133 7H131L134 3L133 2H135V1H132V0H128V1H130V2H128V1H126V0H122V2L120 3L118 0H98V2H97V0H88L89 2H91L92 1V5H90V4H85L84 3V1L83 2H80L79 0H72V3L74 4V6L73 5H70V4H72L71 3V1L70 0H68V1H66V0H62L61 1V6H59L60 4H58V3H60V1H58V3L56 2L57 0H55L54 2H48L49 4H51L52 5V7H48L49 5H48V3H47V1L45 2V1H43L42 0V2H40L41 0H12V1H14V2H12V4H9V3H11V2H9V1H11V0H8V2H6L5 0H1L0 1V4H3V2ZM19 3H18V2ZM22 1V2H21ZM24 1V2H23ZM26 1V2H25ZM31 1V2H30ZM38 1L40 2V3H38ZM49 1V0H48ZM51 1V0H50ZM53 1V0H52ZM64 1V2H63ZM80 2V4L78 5V3ZM87 1V2H88ZM106 1V2H105ZM125 1V2H124ZM144 1H145V3H144ZM142 0L141 1V3L143 2V6L140 4V6H142V7H144V6H146V5H149L150 4V2H151V0L148 2V0ZM2 2V3H1ZM33 2H37L36 4L35 3H33ZM46 3V4H43V3ZM62 2H63V4H62ZM77 2V3H76ZM102 4L103 3V5H101L100 6V3ZM110 2V3H109ZM118 2V5H119V9H117V3ZM128 2V3H127ZM147 2H148V4H147ZM15 3H17V4H15ZM21 3V4H20ZM24 3V4H23ZM30 3V4H29ZM41 3H42V7H40L39 5H41ZM70 3V4H69ZM82 3H84L83 5L87 8V6L89 7H92V8H87L88 10L89 9H91V10H89V11H85V7L84 6H82L80 9H82V12L84 11L85 12V14H84V16H86L85 18H84V16H80V14H81V10L79 9V6H81L82 5ZM107 3V4H106ZM121 4V6H120V4ZM125 3V5H123V6H125L124 8H123V6H122V4H124ZM172 3V2H171ZM8 4H9V6H8ZM27 4V5H26ZM35 6H34V5ZM66 4H67V6H66ZM94 4V5H93ZM96 4V5H95ZM99 4V5H98ZM194 4V3H193ZM24 7H23V6ZM31 5V6H30ZM55 5V6H54ZM65 5V6H64ZM115 5H117V6H115ZM12 6H15V7H12ZM33 6H34V9H33ZM43 6H46L47 7V9H45V7H43ZM56 6H58V7H56ZM69 6H70V10H69ZM76 6V7H75ZM98 7V8H96V7ZM108 6V7H107ZM131 7V8H129V7ZM134 7H136L137 8V6H135V5H133ZM22 7V8H21ZM32 7V8H31ZM37 7V8H36ZM41 8V9H43L44 11H39V12H37L38 10V8ZM54 7V8H53ZM85 9H84V8ZM103 7H106V8H103ZM52 10H51V9ZM55 8H56V10H55ZM62 8H64V9H62ZM72 8V9H71ZM74 8H78L80 11H78V9H74ZM121 8V9H120ZM133 8V9H132ZM135 8V9H136ZM6 9V10H5ZM12 9V10H11ZM32 9V10H31ZM51 10V14H49L47 11H49V10ZM58 9V10H57ZM99 10L100 9V11L98 12L97 10ZM101 9H103V10H101ZM116 9H117V12H118V10H119V12L117 13L116 12ZM147 9H148V7H147ZM146 9V10H147ZM5 10V11H4ZM15 10V11H14ZM17 10V11H16ZM40 10V9H39ZM60 10H63V11H61L60 12ZM111 10V11H110ZM139 10V7L137 8V10L135 11L134 10V12L135 13H133V12H131V13H133L134 15H131V16H135L134 18H136V17H138L137 15H138V13H137V15H135L136 14V12ZM7 11V12H6ZM12 12V14H11V12ZM19 11H20V13H19ZM55 11H58L56 14L54 13ZM69 11H70V13H69ZM93 11V12H92ZM103 11V12H102ZM140 11H141V9H140ZM145 11V10H144ZM172 13H173V16H174V19H175V21L177 22V19H176V11L174 10V8L172 7ZM264 11V10H263ZM3 12H5L4 14V17H3V15H2V13ZM15 12V13H14ZM46 12H47V14H46ZM60 12V13H59ZM68 12V13H67ZM72 12H75V13H73L72 14ZM76 12H77V14H78V12H79V17H76V16H78V15H76ZM87 12V13H86ZM107 14H106V13ZM117 14H119L118 16L120 17L121 15V17L119 18H115L116 19V21H117V23L114 25V24H112L115 20H113L112 18H114L115 16H113V14L114 15H117ZM125 12V13H124ZM19 13V14H18ZM63 14V16H61L62 14ZM68 14V15H70V16H68V15H66V14ZM88 13H89V15H88ZM93 14V16L94 17H92V14ZM102 13V14H101ZM113 13V14H112ZM129 13H130V11H129ZM264 13V12H263ZM8 14H10V17H8ZM18 15V18L15 16V15ZM23 14V16L22 17H24L23 18V20L25 21L24 23H23V21H22V17H19V15L21 16ZM47 16H45V15ZM56 15V16H54V15ZM61 14V15H60ZM100 14V15H99ZM112 14V15H111ZM12 15V16H11ZM48 15H50V16H48ZM51 15H52V20H55V21H52V20H50L51 19ZM57 15H59V16H61V17H59V16H57ZM66 15V16H65ZM90 15H91V17L93 18H89L88 19V17H90ZM126 15H125V17H126ZM262 15H264V14H262ZM261 15V16H262ZM29 16V17H28ZM45 16V17H44ZM54 16V17H53ZM67 18V17H70V18H68L67 20H64L65 19V17ZM95 16H98V18H96ZM111 16H112V18H111ZM11 20L12 19V17H14L10 22H6L7 20H8V18ZM43 17H44V19H43ZM57 17H59V18H57ZM62 17H64V19L62 18ZM80 17L81 18H83V20L82 19H80ZM130 17V16H129ZM6 18H7V20H6ZM20 18V19H19ZM29 18L31 19L30 21H29ZM38 18V19H37ZM40 18H42V19H40ZM76 19V21H75V19ZM86 18L88 19V21H87V25H85L86 24ZM103 18V19H102ZM107 18H108V20H107ZM127 18H128V16H127ZM262 18L264 19V16H262ZM61 19H63V20H61ZM70 19H72L71 20V23L70 22H66V21H70ZM101 19V20H100ZM113 21H112V20ZM121 21H120V20ZM130 19H132V17L130 18ZM130 19H128V21L130 22V23H128V24H126V23H124V22H126V21H124V22H122V23H124V24H121V26H119V27H121V29L124 31H122V33H124V36L123 37H126L125 35L127 34V35H129L130 37H131V39H132V37L134 36L135 38H136V36H135V33L136 32H138L139 31V34L141 33V35H144L145 33H143V31L145 30V29H142V28H145V27H147L146 28V30H147V32H150L149 30H151V32H152V28L153 27H151L152 25L151 24H149L148 26H146L147 25V23L146 22H144V21H147V20H143V21H141L140 19V22H139V20H138V18L136 19V21H132V20H130ZM142 19H144V18H142ZM147 19V18H146ZM37 20V21H36ZM43 20V21H42ZM78 20H79V22H80V24L78 23ZM91 20V21H90ZM94 20V21H93ZM109 20H111V21H109ZM119 20V21H118ZM134 20V19H133ZM20 21H21V24H20ZM36 23H35V22ZM46 21V22H45ZM64 21H65V24H64ZM74 23H73V22ZM103 21V22H102ZM105 21H107V22H105ZM138 21V22H137ZM6 22V23H5ZM18 22V23H17ZM32 22H33V24H32ZM42 24H45V25H42ZM49 22H51V23H49ZM82 22V23H81ZM92 25H88L89 23ZM95 22V23H94ZM96 22H97V24H96ZM106 24H105V23ZM108 22H111V23H108ZM141 22H142V24H141ZM146 24H144V23ZM148 22V21H147ZM202 22V21H201ZM200 22V23H201ZM206 22V21H205ZM15 23V24H14ZM38 23V25H39V27H40V29H41V32H38V31H40V29H39V27L36 25ZM53 23H55V24H53ZM64 25H63V24ZM75 24V26L73 25V24ZM93 23V24H92ZM103 23V24H102ZM133 23V24H132ZM135 23V24H134ZM200 23H196V25H195V27H196V29H197V34H198V37L200 36V37H203L204 39H205V35H203L202 36V34H200V33H203V27H205V26H203L202 27V23L200 24ZM4 24V28H3V26L2 25ZM25 24H30L31 26H28L27 25V27L26 28H28V30L25 28V27H20V26H24ZM40 24L42 25V26H40ZM48 24V25H47ZM55 25V26H53V25ZM58 24V25H57ZM60 24H61V26H60ZM69 24H71V25H69ZM84 24V25H83ZM98 24H100V25H98ZM126 24V26L124 27V28H122V26L123 25H125ZM136 24H138V25H136ZM197 24H199V25H197ZM17 25H20V26H17ZM32 25H35V28H34V26H32ZM77 25H80L79 27L77 26ZM81 25L83 26V27H81ZM95 25V26H94ZM109 25V26H108ZM112 25V26H111ZM113 25H114V27H113ZM142 25V26H141ZM151 25V26H150ZM26 26V25H25ZM36 26H37V28H36ZM43 26H45V29H47V32H45L44 30L45 29H42L43 28ZM46 26H47V28H46ZM49 26V27H48ZM93 26H94V29H95V31H94V29H93ZM106 26V27H105ZM110 26L111 27H113L112 28V30H111V28H110ZM130 26V27H129ZM134 26V27H133ZM137 28H136V27ZM144 26V27H143ZM150 26V27H149ZM17 27V28H16ZM29 27L31 28V27H33V29H32V31H31V33L32 34H29L30 32H29ZM55 27V28H54ZM65 27H66V29H65ZM67 27L69 28L70 27V29H68L67 30ZM74 28V29H72V28ZM87 27V28H86ZM90 27V28H89ZM97 27V28H96ZM110 29H109V28ZM128 27V28H127ZM138 27H140V29L138 28ZM151 28V29H149V28ZM13 28V29H12ZM20 28H22L21 30H20ZM24 28V29H23ZM49 28V29H48ZM60 28V29H59ZM77 28V29H76ZM88 28H89V30H88ZM92 28V29H91ZM101 28V29H100ZM133 28V30H135V31H133V30H131ZM30 29V30H31ZM37 30L38 29V31L36 32V33H39V35L38 34H35V31H33V30ZM63 29H64V31H63ZM71 29H72V31H74V32H72L71 31ZM82 29H84V30H82ZM91 29V30H90ZM98 31H97V30ZM117 29V28H116ZM128 29V30H127ZM11 30V31H10ZM15 30V31H14ZM18 30H19V32H22V33H24V34H22L21 33V35L20 34H18L19 32H18ZM49 30V31H48ZM55 30V31H54ZM75 30H77V33H76V31ZM101 30V31H100ZM126 30V31H125ZM138 30V31H137ZM141 30H142V32H141ZM145 30V31H146ZM202 30V31H201ZM17 31V32H16ZM25 31H27V33L25 32ZM43 31H44V34H43ZM51 31V32H50ZM59 31H60V33H59ZM70 33H69V32ZM79 31H86V34L83 32V34H84V37L86 38H84L83 37V34H82V36H79L78 34H80V32ZM87 31H88V33H87ZM91 31V32H90ZM8 32V33H7ZM50 34H49V33ZM55 32V33H54ZM57 32V33H56ZM61 32L62 33H64V34H62V36H61ZM81 32V33H82ZM92 32H94V34L92 33ZM150 32V33H151ZM14 33V34H13ZM15 33H16V35H15ZM33 33H34V36H33ZM54 33V34H53ZM99 33H100V35H99ZM104 33H106V32H104ZM103 33V35H105ZM113 33H115V31L113 32ZM126 33V34H125ZM6 34V35H5ZM25 34H27L26 35V37H24L23 35H25ZM50 36H49V35ZM72 34V35H71ZM89 34V35H88ZM91 34V35H90ZM92 34H93V36H92ZM110 34V33H109ZM131 34L133 35V36H131ZM2 35H4V36H2ZM7 35L9 36V35H11V36H9V37H7ZM19 35V36H18ZM38 35V36H37ZM57 35V36H56ZM67 35V36H66ZM68 35H70V36H68ZM77 35V39H78V41H77V39H76V37L74 38V37H71V36H76ZM85 35H87V36H85ZM148 35H149V33H148ZM7 37V38H5L4 39V37ZM14 36V37H13ZM23 36V37H22ZM31 36H33V37H31ZM36 36V37H35ZM42 36V37H41ZM66 36V37H65ZM129 36H127L126 38H124V39H122V40H120L121 42H120V44L122 43V41L124 42V41H129V40H131L130 38H129ZM12 37V38H11ZM20 37H22V39H20ZM28 37V38H27ZM30 37V38H29ZM51 37H53L52 39H51ZM55 37V38H54ZM65 37V38H64ZM80 37V38H79ZM82 37V38H81ZM89 37H90V42H89ZM96 37V38H95ZM101 37H102V39H101ZM115 37V36H114ZM133 37V38H134ZM147 37L148 38H150V35L149 36H147V33L145 34V36H144V38H143V36H141V38H143V40L146 38L147 39ZM159 37V38H158ZM161 37V38H160ZM199 37V38H200ZM9 38V39H8ZM32 38L35 40V38H36V43L38 42V44L36 45L35 44V41L34 40H32ZM42 38L44 39V38H46L44 41L42 40ZM57 38V39H56ZM61 38V39H60ZM67 38H68V40H67ZM73 40H72V39ZM134 38V39H135ZM140 38V39H141ZM155 38V39H156ZM178 38H180V35L178 34ZM7 39V41H5ZM28 39V40H27ZM30 39V40H29ZM60 39V40H59ZM115 39V38H114ZM126 39H129V40H126ZM17 40V41H16ZM43 42H42V41ZM49 40V41H48ZM51 40H52V42H51ZM53 40H55V41H53ZM60 42H59V41ZM62 40H66V42L68 41L69 43H66L65 41H63L62 42ZM94 40V41H93ZM96 40V41H95ZM100 40V41H99ZM138 40H139V37H138ZM180 40H181V38H180ZM18 41H19V43H18ZM23 41V42H22ZM30 41V42H29ZM32 41V42H31ZM48 41V42H47ZM58 41V42H57ZM74 41H76V42H74ZM82 41V42H81ZM88 41V42H87ZM92 41V42H91ZM160 41H162V42H159ZM26 44H25V43ZM42 42V43H41ZM45 42H46V44H45ZM55 42H56V44L57 45H55ZM65 42V43H64ZM72 42H74V43H72ZM78 42V43H77ZM79 42H80V44H79ZM86 42L88 43V44H86ZM94 42V44L96 45V46H99V45H97L98 43H100V45H102L101 47H103L104 46V48L103 49H108L107 51H106V54H104V52L105 51H100L99 53L101 54V52L103 53L102 55H106V57H104V56H102V55H98L97 56V59H99V61L96 59V60H93V54H90V55H88L89 53H91V51H93L94 50V48H91V49H93V50H90V48L89 47H92V46H90V45H92V43ZM98 42V43H97ZM104 42V41H103ZM158 42V43H157ZM30 43V44H29ZM31 43H33V44H31ZM40 43V44H39ZM53 43H54V46H53ZM61 43V44H60ZM75 43H77V44H79V47H77V46H75L76 44ZM89 43H91L90 45H89ZM124 43H126V42H124ZM123 43V44H124ZM28 44V45H27ZM60 44V45H59ZM63 44V45H62ZM66 44V45H65ZM72 44H75L74 46L72 45ZM93 44V45H94ZM119 44V45H120ZM163 46H162V45ZM21 45V46H20ZM36 46V49H33V48H35V47H32V46ZM39 45V46H38ZM59 45V48L60 47H62V48H60V50L61 51H59V52H56L59 48H56L55 50H54V48L55 47H57ZM70 45V46H69ZM84 45H85V47H84ZM148 45V46H147ZM161 47H160V46ZM255 45V44H254ZM254 45H251L249 48H250V51L251 52H253V51H255V50H257V49H255L256 48V46H254ZM24 46H26V47H24ZM41 46V47H40ZM51 46V47H50ZM66 46H69L68 47V49H67V47ZM87 46V47H86ZM106 46H107V44H106ZM123 45L121 44L120 45V47H122ZM152 46V47H151ZM252 46H254V48L252 47ZM29 47V48H28ZM31 47V48H30ZM47 47V48H46ZM54 47V48H53ZM80 47H81V49H80ZM83 47V48H82ZM141 49H140V48ZM9 48V49H8ZM23 48H25V49H23ZM43 48V49H42ZM63 48H66L67 50H69V51H67L66 49H64L63 50ZM88 48V49H87ZM111 48V49H110ZM146 48V49H145ZM160 48H161V50H160ZM182 49H183V47H181ZM248 48V49H249ZM8 49V50H7ZM11 49V50H10ZM46 49L47 50H49L48 52L49 53H53V55H52V57H51V60H53L55 63H53V62H51V60H50V63H48L49 61V56L47 55V54H49L47 51H46ZM74 49V50H73ZM77 49L79 50V51H77ZM110 49V50H109ZM113 49H114V47H113ZM253 51H252V50ZM10 50V51H9ZM15 50V52H13V51ZM20 50H22L21 52H20ZM24 50V51H23ZM27 50H28V52H27ZM33 50H35V51H33ZM46 51V54H45V51ZM52 50V51H51ZM54 50V51H53ZM66 50V51H65ZM71 50V51H70ZM82 50V51H81ZM84 50H85V52H84ZM88 50H90L89 52H88ZM140 50V51H139ZM148 51V52H146V51ZM150 50H152V51H150ZM155 50V51H154ZM18 51V52H17ZM31 51V52H30ZM36 51H38L37 53H36ZM63 51H65V52H63ZM154 51V52H153ZM163 51H165V52H163ZM7 52H8V54H7ZM12 52V53H11ZM26 52L28 53V54H26ZM68 52H70L69 53V55H68ZM73 52V53H72ZM75 52H77V54L75 53ZM94 52V51H93ZM135 52H137V54L135 53ZM157 54H156V53ZM182 54L183 55H185V53H184V49L182 50ZM11 53V54H10ZM31 53H32V55H33V57H32V55H31ZM55 53V54H54ZM60 53V54H59ZM64 53V54H63ZM78 53H79V55H78ZM85 54V55H82V54ZM97 53V52H96ZM146 53V54H145ZM152 53H154V54H152ZM208 53V52H207ZM17 55L16 56V59L17 60H13V59H15V55ZM34 54H35V57H34ZM39 54V55H38ZM74 54H75V56H74ZM152 54V55H151ZM166 54V55H165ZM257 54V53H256ZM10 55V56H9ZM31 55V56H30ZM46 55V56H45ZM55 55V56H54ZM60 57H59V56ZM63 55V56H62ZM65 55H66V59H65ZM73 55V58L71 57ZM82 57H81V56ZM87 55V56H86ZM94 55H95V52H94ZM148 55V56H147ZM155 55V56H154ZM164 55V56H163ZM37 56H39V57H37ZM54 56V57H53ZM68 56L69 57H71V58H68ZM76 56H78L77 58H76ZM96 56V55H95ZM102 58H101V57ZM138 56V55H137ZM145 56H146V59H147V61H146V59H145ZM163 56V57H162ZM209 56V55H208ZM258 56V55H257ZM13 57V58H12ZM18 57V58H17ZM46 57H48V58H46ZM57 57H59V58H57ZM80 57V58H79ZM90 57V58H89ZM99 57V58H98ZM148 57V58H147ZM165 57V58H164ZM3 58V59H2ZM6 58V59H5ZM41 58H43V59H41ZM53 58H55V59H53ZM64 59V60H62V59ZM84 58H86V59H84ZM91 59L92 58V60L93 61H96L97 63H98V66L100 67V65H101V67L99 68H97V64H94L95 62H93L92 60L91 61H88V62H93V64H92V66H91V64L90 63H88L87 61H85V60H87V59ZM138 58V59H137ZM150 58V59H149ZM211 57H209L208 59H207V61L210 59ZM11 59V60H10ZM30 59V60H29ZM44 59H46L45 61H43ZM72 61H71V60ZM79 59H81V60H79ZM88 59V60H89ZM107 61H106V60ZM154 59V60H153ZM157 59H162V61L160 60V62H159V60H157ZM10 60V61H9ZM26 60H28V61H26ZM42 60V61H41ZM56 60V61H55ZM58 60H59V62H58ZM78 60H79V62H78ZM102 60V61H101ZM104 60H105V62H104ZM125 62H123V61ZM11 61H14L13 63L11 62ZM16 61H18L19 63H17ZM38 61V62H37ZM61 61V62H60ZM62 61H64V62H62ZM74 61H76L75 63H73ZM121 61V62H120ZM128 61V63H126ZM132 61V60H131ZM130 61V62H131ZM156 61V62H155ZM261 61V60H260ZM21 62V63H20ZM37 62V63H36ZM47 62V63H46ZM87 63V64H90V65H88L87 67H89V69L86 67V65H85V67H86V69L88 70H86L85 71V68H83L84 67V64L85 63ZM101 62V63H100ZM108 62V63H107ZM113 63V66L112 65H108V64H112ZM119 62V64H117ZM134 62V63H135ZM158 62V63H157ZM10 63H11V65H10ZM24 63H27V64H24ZM28 63H29V65H28ZM45 63V64H44ZM59 63V64H58ZM74 64V67H72L73 65L72 64ZM82 63H84V64H82ZM114 63H116V65H114ZM123 63V64H122ZM4 64H5V66H4ZM7 64V65H6ZM13 64V65H12ZM15 64H17V65H15ZM37 64H39L38 66H37ZM49 66H48V65ZM54 66H53V65ZM58 65V67L57 66H55V65ZM66 66H65V65ZM69 64H70V66H69ZM105 64L106 65H108L107 67L105 66ZM147 64V65H146ZM156 64V65H155ZM15 65V66H14ZM24 65V66H23ZM31 65V66H30ZM42 65V66H41ZM52 65V67H50ZM72 65V66H71ZM76 65V66H75ZM80 65V66H79ZM83 65V67H81ZM96 65V66H95ZM119 65V67H117ZM128 65V66H127ZM151 65H154V66H151ZM9 66V67H8ZM12 66H14V67H12ZM39 67L40 66V69L38 68L37 69V67ZM94 66V67H93ZM113 68H112V67ZM121 66L123 67L122 68V70H121ZM142 66V67H143ZM2 67V68H1ZM8 67V68H7ZM15 67H16V69H15ZM19 67H21V68H19ZM42 67H44V68H42ZM50 67V68H49ZM54 67H56L57 69H55ZM77 67V68H76ZM119 69H117V68ZM148 67H150V71H149V69H148ZM152 67H155V68H153L152 70H154V71H151V68ZM13 68H14V70H13ZM27 69V70H25V69ZM50 70H48V69ZM52 68V69H51ZM60 68V69H59ZM73 68V69H72ZM93 68V69H92ZM111 68H112V71L110 72V70H111ZM147 68V69H146ZM32 71H31V70ZM44 69V70H43ZM80 69L82 70L81 72H80ZM90 69H92V70H90ZM97 69H99L98 71H97ZM108 69H110V70H108ZM115 69H117L116 71H113V70H115ZM123 69H126V70H123ZM2 70V71H1ZM3 70H4V72H3ZM8 72H7V71ZM10 70H11V75L9 74L10 73ZM12 70H13V72H15V73H13L12 72ZM19 71V72H17V71ZM35 70V71H34ZM38 70V71H37ZM58 70V71H57ZM63 70V71H62ZM90 70V71H89ZM101 70H103V71H101ZM105 70V71H104ZM136 70V73L138 72ZM149 72H148V71ZM155 70H156V72L158 71V74L157 73H155ZM20 71H21V73H20ZM51 71H52V73H51ZM60 71H62L63 73H61ZM66 73H65V72ZM69 71H71V72H69ZM73 71V72H72ZM75 71V72H74ZM92 71V72H91ZM118 71V72H117ZM121 71V72H120ZM127 71V72H126ZM129 71V72H128ZM2 72H3V74H2ZM25 72V73H24ZM31 72H33L32 74H29V73ZM35 72V73H34ZM41 72V73H40ZM45 72V73H44ZM59 72L61 73V75L59 74ZM80 72V73H79ZM84 72H85V74L87 75V77H86V75H84ZM88 72H89V76H88ZM105 72V73H104ZM106 72H108V73H106ZM112 72H114V73H112ZM122 72H124V75H122L123 73ZM154 72V73H153ZM163 72V73H162ZM51 73V74H50ZM58 73V74H57ZM70 73V74H69ZM79 73V74H78ZM95 73V74H94ZM110 73V74H109ZM115 73H120L119 75H117L116 76V74ZM122 73V74H121ZM131 73V74H130ZM150 74V76H149V74ZM152 73V74H151ZM164 74V77L162 76V74ZM9 74V75H8ZM17 74H18V76H17ZM24 74V75H23ZM35 74V75H34ZM42 74V75H41ZM47 74H48V76H47ZM53 74H54V76H58L57 78L56 77H54L53 76ZM72 74H74L73 75V77H70V76H72ZM83 74V75H82ZM101 74H103V75H101ZM109 74V75H108ZM112 74L114 75V76H116V77H118L119 76V78H121V79H119V81H117V83H116V80H118V78H115L114 76H112ZM148 74V75H147ZM187 74H188V71H187ZM20 75V76H19ZM22 75V76H21ZM31 75L33 76V77H31ZM37 75H39V76H37ZM44 75V76H43ZM67 75H69V76H67ZM92 75V76H91ZM106 75H108V76H106ZM132 75H133V77H132ZM156 75V76H155ZM5 76V77H4ZM17 76V77H16ZM46 76H47V78H46ZM50 76V77H49ZM53 76V77H52ZM61 76H63V79H62V77ZM83 76V77H82ZM91 76V77H90ZM101 76H102V78H101ZM129 76L130 77H132V78H129ZM155 76V77H154ZM158 76V77H157ZM8 77V78H7ZM25 77V78H24ZM27 77V78H26ZM29 77V78H28ZM31 77V78H30ZM53 79H56V80H54V82H53V80H52V78ZM79 77H80V79L81 80H79ZM82 77V78H81ZM90 79H89V78ZM93 77H95V78H93ZM106 77V78H105ZM110 79H109V78ZM112 77V78H111ZM114 77V78H113ZM152 77V78H151ZM162 79H161V78ZM19 78H22V79H19ZM36 78V79H35ZM45 78V80H43V79ZM60 78V79H59ZM65 78H67L69 81H70V83H69V81L67 80V79H65ZM73 78V79H72ZM78 78V79H77ZM85 80H84V79ZM86 78H87V80H86ZM104 78H105V80H107V81H105L104 82ZM108 78V79H107ZM134 78V79H135ZM149 78V79H148ZM10 80V81H8V80ZM26 79H28V81L26 80ZM31 79V80H30ZM38 79H39V81H40V83L38 82H36L35 80H37L38 81ZM42 79V80H41ZM47 79V80H46ZM48 79H50V81L48 80ZM64 79L66 80V81H64ZM72 79V80H71ZM75 79H76V82H75ZM94 79V80H93ZM112 79V80H111ZM134 79H132V82H133V80ZM137 79H138V77H137ZM152 79V80H151ZM155 79V80H154ZM191 78H190V76H189V74H188V80H189V85H190V89H192L191 91L193 92V87H192V81L190 80ZM22 80V81H21ZM25 80H26V82H25ZM30 80V81H29ZM33 80H34V82H33ZM57 80L59 81V82H57ZM83 80V81H82ZM88 80H89V82H88ZM90 80H92V81H90ZM95 80L97 81V83H95ZM159 80V81H158ZM7 83H6V82ZM19 81V82H18ZM46 81V82H45ZM60 81H61V83H60ZM72 81V82H71ZM78 81H80L79 82V84L80 85H78ZM100 81V82H99ZM124 83H123V82ZM146 81H149V82H146ZM22 82H24L25 83V85H24V83H22ZM33 82V83H32ZM37 84H39V85H37ZM44 82V83H43ZM48 82L51 84V82H53L51 85H49L48 84ZM64 82H65V85H66V87H65V85H64ZM75 84H74V83ZM83 82V85H81V83ZM85 82V83H84ZM93 82V83H92ZM108 82V83H107ZM132 82H131V84H132ZM139 82V81H138ZM153 82V83H152ZM157 82V83H156ZM21 83V84H20ZM28 83V84H27ZM60 83V84H59ZM66 83H68V84H66ZM87 83H88V87H85V90H87V91H85L83 88H84V85H87ZM91 83H92V85H91ZM95 83V87L93 86V84ZM113 83H114V85H113ZM144 83H146V86H147V88H146V86H145V84ZM149 83V84H148ZM1 84H2V88L3 89H1ZM6 84V85H5ZM9 84H11V85H9ZM17 84H20V86L19 85H17ZM30 84V85H29ZM33 84H34V86H33ZM59 84V85H58ZM108 86H107V85ZM118 84H120V86H121V90L120 89H118V90H120L121 92H123L122 91V89L127 93L126 95H128V92H130L131 94H129L128 96H124L123 95V93H121V95L119 96L120 98H118V97H116L115 99H114V101L113 102H111V103H108L109 101H105V103H101L100 104V107H99V105L97 104L98 102H102V100H103V98H105L106 100H111V95L113 94V96L114 95H116L117 93H120L118 90H117V93H116V89L117 88H120V86L118 85ZM130 84V85H131ZM133 84H134V82H133ZM154 84V85H153ZM174 84V83H173ZM23 85V86H22ZM32 85V86H31ZM46 85V86H45ZM58 85V86H57ZM61 85H63V89H65V91L63 92V90L61 89L62 88V86ZM73 85V86H72ZM90 85V86H89ZM106 85V86H105ZM109 85H111V87L109 86ZM124 85H126V86H128L127 88H129V91H128V89L126 88V86L125 87H123ZM149 85V86H148ZM158 85V86H157ZM30 87V88H28V87ZM36 86H37V88H36ZM41 86V87H40ZM44 86V87H43ZM49 86V87H48ZM51 86V87H50ZM57 86V87H56ZM59 86H61V88L59 87ZM67 86H69L68 87V92H66V90H67ZM76 86H78L77 87V91H76ZM83 88H82V87ZM112 86H114V88H116V89H114ZM116 86H118V87H116ZM132 86V85H131ZM152 86H153V88H152ZM169 86V85H168ZM19 87V88H18ZM31 87H33V88H31ZM40 87V88H39ZM43 87V88H42ZM73 87V88H72ZM79 87H81L80 89H79ZM93 89H92V88ZM98 87H100V89L101 90H103L102 92H101V90H99L98 91ZM110 87V88H109ZM157 87L158 88H160V93H159V89L157 90ZM25 88V89H24ZM54 88H56V89H54ZM87 88H89V90L87 89ZM98 88V89H97ZM107 88V90H105ZM124 88H126V89H124ZM143 88H146V90H144ZM154 88H156V89H154ZM32 89H34V90H32ZM37 89V90H36ZM40 89V90H39ZM51 89L53 90L54 89V91H51ZM82 89V90H81ZM96 89V90H95ZM59 90H60V92H59ZM76 92H75V91ZM79 90H80V92H79ZM105 90V91H104ZM108 90H109V92H108ZM111 90H112V92H111ZM113 90H115V91H113ZM144 90V91H143ZM150 90H153V91H150ZM154 90H156V91H154ZM170 90V89H169ZM168 90V91H169ZM9 91V92H8ZM19 91V92H18ZM20 91H21V93L23 94V95H25V96H23V95H21V93H20ZM29 91V92H28ZM34 91V92H33ZM38 91V92H37ZM48 91L50 92L49 93V95H47L48 94ZM57 91L59 92L58 94H57ZM93 93H92V92ZM94 91H95V93H94ZM171 91H173L174 92V89H172ZM171 91H169V92H171ZM7 92V93H6ZM40 92V93H39ZM54 92V93H53ZM62 92H63V94H62ZM69 92H70V94H72V95H70L69 94ZM74 92V93H73ZM137 92V91H136ZM154 92H155V95H153L154 94ZM156 92H157V96H158V93H159V96H160V94H161V98L158 96H156ZM10 93H12V94H10ZM30 93V94H29ZM42 93H44V95L42 94ZM46 93V94H45ZM51 93H53L52 95H54L55 93H56V97L55 96H52L51 95ZM97 93V94H96ZM112 93V94H111ZM146 93V92H145ZM150 93H153V94H150ZM163 93V94H162ZM7 94H8V96H11V97H8L7 96ZM14 94V95H13ZM41 94V95H40ZM62 94V95H61ZM67 94V95H66ZM74 94H75V96H74ZM77 94V95H76ZM101 94V95H100ZM193 95V97H194V99H193V101L195 100V102H196V99H195V95H194V93H192ZM2 95H4V96H2ZM19 95H21V96H19ZM30 95V96H29ZM32 95V96H31ZM61 97H60V96ZM64 95V96H63ZM68 95H70L69 97L70 98H68L67 96ZM100 95V96H99ZM102 95L104 96L103 98H101V101H100V97H102ZM108 95V96H107ZM51 96L53 97V99L51 98ZM66 96V97H65ZM133 97H134V92H133V95H132ZM132 96H130V97H132ZM162 96H164V97H162ZM169 96H171V97H169ZM3 97V98H2ZM8 97V98H7ZM23 97H25V98H23ZM40 97H42V98H40ZM110 99H109V98ZM125 97H127V98H125ZM136 97H134V98H130L131 100H132V105L129 107L128 106V102L130 101L129 100V98H128V100L126 101V100H122V102H124V104L122 103H117V105L119 104V105H124L125 107H127V109H128V107L129 108H131V107H134L135 105H133V102H134V100L133 99H136ZM2 98V99H1ZM18 98V99H17ZM23 98V99H22ZM29 98H30V100H29ZM50 98V99H49ZM56 98H59L60 100H63V102L62 101H56L55 99ZM62 98V99H61ZM64 98V99H63ZM67 100H66V99ZM96 98H98V99H96ZM158 98V99H157ZM164 100H163V99ZM169 98V99H168ZM10 99V100H9ZM26 99V100H25ZM80 99H82V101L83 102H79V100ZM84 99V100H83ZM86 99V100H85ZM161 99V100H160ZM168 99V100H167ZM22 100V101H21ZM24 100V101H23ZM53 100V102L55 101V103H54V105L51 103V101ZM58 100V99H57ZM73 103H75V102H77L78 101V103H75V104H72V102ZM76 100V101H75ZM90 100V102H88L87 103V101H89ZM94 100H96V101H94ZM97 100H99L98 102H97ZM158 100V101H157ZM165 100H166V102H165ZM12 101V102H11ZM29 101V102H28ZM81 101V100H80ZM112 101V100H111ZM126 101V102H125ZM146 101V100H145ZM14 102V103H13ZM43 102V103H42ZM58 102V104H59V108L58 107H56V103ZM60 102L62 103V104H65V105H62V104H60ZM66 102H68V104H69V102H71L69 105H67V103ZM92 102V103H91ZM131 102V101H130ZM130 102H129V104H130ZM142 102V103H141ZM194 102V103H195ZM17 103V104H16ZM85 103V104H84ZM95 103V104H94ZM7 104V105H6ZM24 104L26 105V106H24ZM31 104H33L34 106V108L32 107V105L30 106ZM77 104V105H76ZM81 104H84L83 106L81 105ZM92 104H93V106H92ZM97 104V105H96ZM127 104V105H126ZM149 105L150 103H145V105ZM152 104V105H153ZM2 105H4V106H2ZM14 105V107H12ZM21 105H23V106H21ZM27 105H28V107H27ZM37 105V106H36ZM60 105H62L61 107H60ZM74 105V106H73ZM79 105H81V106H79ZM116 105V104H115ZM147 105V107L145 106V108L142 106H140L141 107V110L144 112V113H142V112H139V113H142V114H145V118H143L144 116L143 115H141V114H139V115H141V118L146 122L148 119H150L151 117H147V115L146 114H152V112L153 111H155V109L157 108H160V106H158L157 105V107L155 108V109H153V111H151V113L149 112L150 111V109L152 110V108H154L153 106H151V104L148 106ZM155 105V106H156ZM195 105V104H194ZM54 106L56 107V108H54ZM63 106L65 107V106H67V107H65V109L66 108H68V111H64L63 112V110L64 109H62L63 108ZM77 106H79L80 107V109H79V107L77 108ZM84 106H85V108H84ZM86 106H88V107H86ZM124 106H122V107H124ZM151 106V107H150ZM27 107V108H26ZM32 107V108H31ZM38 107V108H37ZM70 107H72L71 109H70V111H69V108ZM93 107V109L91 110L90 108H92ZM95 107V108H94ZM111 107V106H110ZM119 107V108H118ZM116 109H119V111H120V107L121 106H118ZM148 107H149V109H148ZM8 108V109H7ZM37 108V109H36ZM74 108V109H73ZM76 108H77V110H76ZM168 108H172L171 106H169L168 107V105H167V109ZM25 109V110H24ZM56 109V110H55ZM59 109H60V114H58V112H59ZM91 110V111H88V110ZM122 109V108H121ZM164 109H166V107L164 108ZM164 109L162 110V112L164 111ZM166 109V110H167ZM5 110H7L6 112H9V113H6L5 112ZM36 110V111H35ZM39 110H41V111H39ZM49 110V111H48ZM50 110L52 111V113L50 112ZM62 110V111H61ZM74 110H75V112H76V114L74 113ZM78 110H80V111H78ZM97 110V109H96ZM159 110V109H158ZM11 111H13V112H11ZM16 111V112H15ZM46 111V112H45ZM56 111V112H55ZM121 111H123V113L125 112V111H127V110H121ZM161 111V110H160ZM159 111V112H160ZM38 112V113H37ZM42 112V113H41ZM44 112V113H43ZM65 112L68 114V115H70V114H73L72 116H71V118H70V116H67V115H65ZM71 112V113H70ZM73 112V113H72ZM80 112V115L78 114V113ZM161 112V113H162ZM166 112V111H165ZM6 113V114H5ZM15 113V114H14ZM22 113V114H21ZM36 113V114H35ZM40 113V114H39ZM57 113V114H56ZM62 113H63V115H62ZM81 113H82V115H81ZM85 113V114H86ZM120 113V112H119ZM127 113V112H126ZM27 115V118H26V116L25 117H22V116H24V115ZM44 114V115H43ZM47 114V115H46ZM51 114H53V115H51ZM54 114H55V116H57V115H59L58 117H56L55 118V116H54ZM122 114V113H121ZM11 115V116H10ZM38 115H40V117L41 118H43V121H40V117L38 116ZM42 115V116H41ZM49 115V116H48ZM74 115H75V117L76 118H74ZM17 116H19V117H17ZM33 117V118H28V117ZM46 116V117H45ZM64 117L63 119H62V117ZM151 116V115H150ZM7 117V119H5ZM10 117V118H9ZM22 117V118H21ZM37 117V118H36ZM60 117V118H59ZM65 117L67 118L66 120H65ZM137 117V116H136ZM4 118V119H3ZM13 119V121H12V119ZM146 118H148L147 120H146ZM17 119L19 120V119H21V120H19L20 122L22 121V120H24L23 122H25L26 120V122L25 123H23L22 122V125H21V123H19V121H17ZM28 119H29V121H28ZM32 119V120H31ZM39 119V120H38ZM49 119H50V121H49ZM56 119H57V121H56ZM78 119V120H77ZM4 120H6V123L4 124ZM31 120V121H30ZM37 120V121H36ZM42 120V119H41ZM70 120V121H69ZM74 121V123H73V121ZM76 120V121H75ZM142 120V121H143ZM10 121H12V122H10ZM40 121V122H39ZM46 121V122H45ZM67 121L68 123H72V124H64L65 122ZM72 121V122H71ZM29 122V123H28ZM30 122H32L31 124H30ZM54 122V124H56L55 126H56V128L54 129V124H52ZM66 122V123H67ZM78 124H76V123ZM8 123H11V124H8ZM15 123V125H14V127H13V129H12V126H13V124ZM21 125V126H19V124ZM43 123L45 124V126H46V128L44 127V125H43ZM47 123H48V125H51V126H49V128H48V125H47ZM59 123L61 124V127H60V125H59ZM170 123V122H169ZM168 123V124H169ZM1 124H4V126L2 125L1 126ZM25 124L27 125L26 127H25ZM33 124V125H32ZM37 124V125H36ZM40 124V125H39ZM171 124V123H170ZM7 125V126H6ZM10 125V126H9ZM18 125V126H17ZM62 125H64L63 126V128H62ZM74 125V127H72V126ZM9 126V128H6V130L4 131V129H5V127H8ZM34 128H33V127ZM41 126H43V127H41ZM75 126H76V128H75ZM11 127V128H10ZM17 127V128H16ZM24 127H25V129H24ZM31 129H30V128ZM40 127H41V129L43 130H40ZM36 128V130H34V131H32L33 129H35ZM7 129H9V130H11V131H9V130H7ZM20 129L23 131L22 133H19V131H20ZM29 129V130H28ZM52 129V130H51ZM57 129V130H56ZM61 129V130H60ZM70 129V130H71ZM81 129V128H80ZM2 130V131H1ZM40 130V131H39ZM15 133H14V132ZM33 132V133H31V132ZM42 131V132H41ZM45 131H47V133H51V132H49V131H53V134L51 135H46L47 133H45ZM58 131V132H57ZM90 130H88V132H89ZM21 132V131H20ZM29 132V133H28ZM58 133V134H55L54 135V133ZM69 132V131H68ZM68 132H67V134H68ZM70 132H73V131H70ZM69 132V134L67 135V134H65V135H67V137H69V135H71V133ZM85 132V131H84ZM83 131H81V133L83 134L84 133ZM14 133V135H10V134H13ZM43 134V138H41L42 137V135L41 134ZM80 133V132H79ZM80 133V135L82 136L81 137V139L83 138V135ZM87 133V132H86ZM7 134V135H6ZM22 136H21V135ZM32 137V139L31 138H29V135ZM33 134H34V136H35V140H34V136H33ZM36 134V135H35ZM38 134H39V138L37 137L38 136ZM73 134V133H72ZM88 134V133H87ZM5 136V138H4V136ZM10 135V137L8 138V136ZM28 135V136H27ZM44 135H46V137L48 138H46ZM58 135V136H57ZM63 135V136H62ZM14 136H15V138H14ZM16 136H17V138H16ZM19 136H21V137H23L22 139H21V137H19ZM53 136V137H52ZM59 136H60V138H59ZM86 135H84V139L86 138L85 137ZM27 137L29 138V139H27ZM37 137V138H36ZM55 137V138H54ZM57 137V138H56ZM63 137V138H62ZM14 138V139H13ZM3 139V140H2ZM20 139V140H19ZM24 139V140H23ZM39 139H42V140H39ZM56 139H58V140H56ZM7 140H9L8 142H6ZM21 140H23V141H25V140H27V142L25 141V142H21ZM34 141V142H32V141ZM60 140V141H59ZM83 140V139H82ZM18 141H19V145H16L17 143H18ZM36 141V142H35ZM39 141V142H38ZM40 141H42V142H40ZM46 141H47V143H46ZM85 142H87L88 141V139L87 140H84ZM30 142V143H29ZM2 143V144H1ZM7 143V144H6ZM9 143V144H8ZM11 143V144H10ZM20 143H22L21 145L22 146H20ZM31 143H32V145H31ZM36 143V144H35ZM50 143V144H49ZM70 143V142H69ZM12 144L14 145V147L12 148ZM23 144L25 145L24 147H23ZM26 144H30V145H26ZM40 144H41V147H40ZM46 144V145H45ZM38 145H39V148H41V149H38L37 150V148H38ZM58 145H60V144H58ZM61 145H65L64 143L62 144L61 143ZM11 147V148H9V147ZM28 146V147H27ZM31 146H32V148H31ZM54 147L53 149H52V147ZM16 147V148H15ZM18 147V148H17ZM27 147V149H24V148H26ZM31 148V150H30V148ZM45 148V149H43V148ZM48 147V148H47ZM52 149V150H49L50 148ZM2 148V149H1ZM6 148H8V149H6ZM14 149V150H13ZM16 149L18 150V151H16ZM29 149V151H27ZM13 150V151H12ZM20 150V151H19ZM27 151V154H28V157H27V154H26V151ZM37 150V151H36ZM45 150V152L43 153V151ZM8 151V152H7ZM31 151H33V153L31 152ZM35 151V152H34ZM39 151H41V152H39ZM9 152H11V154H9ZM19 152H21V154L19 153ZM7 153H8V156H7ZM13 153V154H12ZM20 154V156L22 157L24 154H25V156H23L24 158H21L22 160H20L19 161V163H18V159H20V158H18V157H16V154H17V156H19V154ZM41 153V154H40ZM33 154V156H31ZM4 155L6 156V157H4ZM15 155V156H14ZM3 156V157H2ZM12 156V157H14V158H12L11 157V159L12 160H10L9 158ZM33 157L32 159H31V157ZM36 156V158H34ZM9 157V158H8ZM15 157H16V160H14L15 159ZM5 159V161L7 162H3L4 161V159ZM25 158H26V162L27 163H24L25 162ZM28 158H29V160H31V161H29L28 160ZM8 160H10V161H8ZM16 161V162H15ZM11 164H10V163ZM21 162H22V164H21ZM9 163V164H8ZM44 163V162H43ZM2 164V165H1ZM5 164V165H4ZM7 164V165H6ZM15 164V165H14ZM18 164H21V166L19 165L18 166ZM24 164V165H23ZM42 164V163H41ZM41 164H40V167H41ZM14 165V166H13ZM44 165V164H43ZM4 166V167H3ZM6 166V167H5ZM13 167V168H12ZM28 167V168H27ZM5 168V169H4ZM7 168V169H6ZM9 168V169H8ZM25 168H27L26 169V172H24L25 171ZM2 169V170H1ZM11 169H14V170H11ZM29 169V170H28ZM38 169H39V167H38ZM44 169H45V171H44ZM3 170H4V172H3ZM9 170V171H8ZM16 170H18V173H16ZM23 171V173H22V171ZM28 170V171H27ZM8 171V172H7ZM15 171V172H14ZM20 171V172H19ZM47 171H48V169H47ZM7 172V173H6ZM10 172V173H9ZM46 172V173H45ZM51 172H53L52 174H54V172L55 171H53V170H50V173ZM9 173V174H8ZM14 173V174H13ZM16 173V174H15ZM28 173V174H27ZM33 173H35V171L33 172ZM49 173V172H48ZM49 173V174H50ZM55 173H57V172H55ZM5 174H7V176L5 175ZM13 174V175H12ZM18 174V175H17ZM19 174H22V175H19ZM24 174V175H23ZM27 174V175H26ZM36 174V173H35ZM75 174H77V178L79 177L78 175H80L79 173H75ZM31 177H29V176ZM45 175V176H44ZM15 176V177H14ZM24 176V177H23ZM28 176V177H27ZM43 176H44V178H43ZM51 176H52V178H51ZM51 176H49L51 179H52V181H54L53 180V175H51ZM56 176H57V174H56ZM74 176V177H75ZM10 177V178H9ZM55 177V176H54ZM81 177H83L82 175L77 179V178H74V180H77V182H79L80 183V181L79 180H82L81 181V183L82 182H84L83 181V179L81 178ZM9 180H8V179ZM14 178H17V179H20L21 178V182H22V184L20 183V180H18L19 182H17V179H14ZM25 180H24V179ZM31 179L32 181H28L29 179ZM34 178H35V180H37V179H40L41 180V182L40 183H42V185H44L45 186V184L47 183V185H48V187H44L43 188V186H42V188H41V186L40 187H38V185L36 186V184H38L39 182H38V180H37V183H36V181L34 180ZM37 178V179H36ZM11 179H13V180H15V181H13V180H11ZM28 179V180H27ZM44 179V180H43ZM49 179V178H48ZM47 179V180H48ZM50 179V180H51ZM27 180V181H26ZM5 182V184L4 183H2V182ZM10 181V182H9ZM43 181H44V183H43ZM14 182H16V183H14ZM31 182V183H30ZM46 182V183H45ZM29 183V184H28ZM33 183H36V184H33ZM49 183V184H48ZM2 184V185H1ZM6 184H8V186H6ZM10 184V185H9ZM12 184V185H11ZM15 184V185H14ZM19 184H21V185H19ZM31 184H33V185H31ZM25 185V186H24ZM27 185H28V187H27ZM36 187H38L37 189H36V192H34L35 190H33V189H35V186ZM5 186V187H4ZM11 186V187H10ZM31 186V187H30ZM2 187H3V189H2ZM9 187V188H8ZM16 187V188H15ZM7 188V189H6ZM28 188L30 189V190H28ZM31 188H32V190H31ZM6 190L5 192H3L2 190ZM8 189H10V190H8ZM16 189H19V190H16ZM16 190V191H15ZM24 191V193H23V191ZM27 190V191H26ZM47 190V189H46ZM8 191H9V193H8ZM35 193V195H34V193ZM43 191V190H42ZM42 191H40V192H42ZM14 194H13V193ZM45 192H47V191H45ZM44 191L42 192V193H45ZM19 193V194H18ZM23 193V194H22ZM26 193V194H25ZM32 196H31V195ZM41 194V193H40ZM10 195V196H9ZM20 195H22L21 197H20ZM6 196H7V198H6ZM8 196H9V198H8ZM14 196H15V198H14ZM30 197V198H29ZM28 200H27V199ZM6 199L8 200V202L6 201ZM14 199H15V201H14ZM21 199V200H20ZM23 199V200H22ZM3 202H2V201ZM11 200H12V202H14V204L11 202ZM18 200V201H17ZM25 200V201H24ZM32 200H33V198H32ZM20 201H22L21 203H23V204H21L20 203ZM2 202V203H1ZM25 202H28V203H25ZM31 202V201H30ZM33 202V201H32ZM10 203V205H8ZM19 203V204H18ZM7 204V205H6ZM17 204H18V208H17ZM29 204V207L31 208V209H29V207L27 206ZM12 205V206H11ZM26 205V206H25ZM31 205V206H30ZM10 206V207H9ZM14 206H16V207H14ZM19 206H22V209L19 207ZM25 206V207H24ZM2 207V208H1ZM4 207V208H3ZM9 207V209L10 210H6V208H8ZM27 207H28V212H27ZM11 208H14V209H11ZM38 208H39V205H38ZM13 210H14V213H13ZM17 210V211H16ZM8 211V212H7ZM12 211V212H11ZM24 213H23V212ZM31 211V212H30ZM33 211V212H32ZM1 212V211H0ZM6 212H7V214L9 213V212H11V213H9L8 215H9V217H10V219L8 218V220H6V218L5 217H7L5 214H6ZM21 214L20 216L21 217H19V213ZM50 212V211H49ZM17 213H18V217L16 216L15 217V215H17ZM23 213V214H22ZM29 214L30 213V215H27V214ZM35 213V214H34ZM14 214V215H13ZM51 214V213H50ZM11 215V216H10ZM34 215H37V217L36 216H34ZM32 216H33V218H35V219H33L32 218ZM29 217V218H28ZM15 218V219H14ZM19 218V219H18ZM30 218L32 219V221L30 220ZM37 218V219H36ZM13 221H12V220ZM42 219V218H41ZM46 219V218H45ZM45 219H43V221H46ZM14 220H16V221H14ZM25 220V221H24ZM36 220V221H35ZM9 222V224H8V222ZM12 221V222H11ZM21 221V222H20ZM30 221H31V223H30ZM39 222H40V220H38ZM42 221V222H43ZM49 221H51L50 219H49ZM16 222H18V225L19 226H21L20 227V229L21 230H19V227H17L18 225L16 224ZM25 222V223H24ZM39 222H37V223H39ZM13 223H15V224H13ZM33 223H35V224H33ZM41 223V222H40ZM39 223V224H40ZM12 224V225H11ZM44 224H45V222H44ZM44 224H42L43 226H44ZM4 225H5V227H4ZM14 225V226H13ZM26 225V226H25ZM34 225H36V226H34ZM41 225V224H40ZM41 225V226H42ZM49 225V224H48ZM47 225V226H48ZM40 226V227H41ZM10 227V228H9ZM17 227V229H15ZM31 227V228H30ZM38 227V228H37ZM26 228V229H25ZM34 228H37V229H39L40 230V232H39V230L38 231H36V229H34ZM47 227H45V229H46ZM49 228H51V227H49ZM49 228L47 229V231L49 230ZM23 229H25V230H23ZM29 231H28V230ZM32 229H34V230H32ZM11 232L12 231V233H10L9 231ZM15 230V231H14ZM23 230V233H25V234H31L30 232H32V234L31 235H33V237H36V238H34L33 239V237L31 236V235H29V236H25V234H23L21 231ZM28 232H27V231ZM31 230V231H30ZM87 230V229H86ZM4 231V232H3ZM15 233H14V232ZM20 233H19V232ZM37 233H36V232ZM47 231L45 232H43L44 234H46L47 233ZM87 232V231H86ZM21 233H22V235H24L25 236V238H22V237H24V236H22L21 235ZM34 233H35V236H34ZM3 234H4V236H3ZM17 234V235H16ZM19 234V235H18ZM41 234V233H40ZM84 235H83V237H81L82 235L80 234V239H76V240H73V241H77V242H75V247H74V243H73V241H72V243H73V248H76V250H80L81 251V248L83 247L82 246V240H84V236H85V232L83 233ZM13 237H12V236ZM20 235H21V237H20ZM30 236L32 237V238H30ZM43 236V234H41V237ZM78 236H76V237H78ZM66 237V236H65ZM30 238V239H29ZM67 238V237H66ZM21 239V240H20ZM29 240V241H27V243L29 244H26V242H25V240ZM32 239V240H31ZM37 239H39V238H37ZM40 239H42V238H40ZM39 239V240H40ZM30 240H31V242H30ZM33 240H35V242H33L32 243V241ZM66 240V239H65ZM68 240H69V238H68ZM79 240H80V242H79ZM64 241V240H63ZM25 242V243H24ZM50 242V241H49ZM66 242V241H65ZM69 242H70V240H69ZM79 242V243H78ZM68 243V242H67ZM71 243V242H70ZM71 243V244H72ZM76 243H78L77 245H76ZM32 244V246H30ZM65 244V243H64ZM80 244H81V246H80ZM35 245H36V248H35ZM77 246V247H76ZM42 247L43 248H47V250H46V248L45 249H43L44 251H42V253H44V254H42L41 253V250H42ZM61 247V246H60ZM39 248V249H38ZM41 248V249H40ZM55 248L57 249V250H55ZM79 248V249H78ZM61 249H63V250H61ZM83 249V248H82ZM40 252H39V251ZM46 250V251H45ZM59 250V254H57L58 252H56V251H58ZM62 253H61V252ZM54 252H56L55 254H54ZM41 253V254H40ZM53 253V254H52ZM44 255H48V256H44ZM58 256V257H57ZM63 256V254L61 255V257ZM61 257H60V260H61ZM49 259V260H48ZM55 259V258H54ZM90 259V258H89ZM92 259V258H91ZM90 259V261H88V262H83L82 260H81V262L79 261V260H76V261H79L80 262V264H89V263H93V264H96V263H99V264H103V261H101V263H100V261H98L97 259V261L94 263V259L93 260H91ZM43 260V261H42ZM57 260H53V261H56V263L58 262ZM72 260V259H71ZM75 260H73V263H75V264H79V263H76L75 262ZM88 260V259H87ZM86 260V261H87ZM93 261V262H92ZM45 262V263H44ZM71 263V262H70ZM69 263V264H70ZM55 264V263H54ZM72 264V263H71Z\"/></svg>", "mask_w": 264, "mask_h": 264}, {"label": "snow or ice", "instance_id": "3", "mask_svg": "<svg viewBox=\"0 0 264 264\" xmlns=\"http://www.w3.org/2000/svg\"><path fill=\"white\" fill-rule=\"evenodd\" d=\"M161 170H165V169H161ZM150 183V181H149ZM172 191H173V195L175 197V199L177 200L178 203L182 202V193L179 189V187L177 185H172Z\"/></svg>", "mask_w": 264, "mask_h": 264}]
</instances>
